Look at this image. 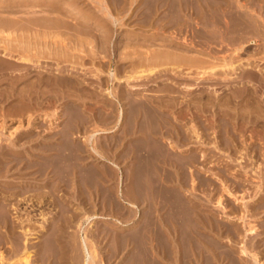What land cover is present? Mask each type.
Segmentation results:
<instances>
[{"label":"rangeland","instance_id":"rangeland-1","mask_svg":"<svg viewBox=\"0 0 264 264\" xmlns=\"http://www.w3.org/2000/svg\"><path fill=\"white\" fill-rule=\"evenodd\" d=\"M4 1H5V3H4L5 5L10 4V1H8V2H7V0H4ZM15 1L18 2V0H15ZM101 1H104V0H81V1L80 0H51V1L50 0H46V2H56V4H59V7L62 6L61 9L63 11H65V13H63L64 15H62V13H61V14H58V16H57L58 18L60 17L59 18V21H60V19H62V21L58 23L59 24V26H57L58 28L50 29V32H48L49 30H46V29L44 30V28L43 29L35 28L41 34L38 33L37 30L35 32L37 33L38 37L40 36V39H42L43 37L46 38V39L43 38L44 40L42 39V41L53 40L55 42L56 39L59 40L60 38H62L61 40H63V43H65V44H63L62 41H60V40L59 41H60V43H62L63 45L66 46L65 47V46L61 45V47L63 46L62 47V50L65 47L64 50H63L64 52L66 51L65 53H67V50H68V47H69L68 53L66 55H62L61 54V56L58 58L59 59L58 62H56L53 59H51L52 58L51 56L49 57L51 60L47 56L45 57L46 54L44 52V53H42V55L39 54L37 57H35V60H32L33 62L31 61L29 64L28 63L27 64L26 63H22L20 61H17L15 59H13V58H16L17 59V56L19 54L15 53L14 54L15 56L14 55H11V54H9L7 52H6L7 54H5V52H3L2 48L0 47V65L2 66V67L0 66V69L2 68V70H0V153L1 152L8 151L9 148L17 149V151H22L25 148L24 149L25 151L23 150L24 152H27V150H28V152L30 151L29 153L33 152V153H31L32 157H30L29 160L27 161L30 167H29V169L25 170L24 174L23 173L22 174H20V173L19 174H16L15 173V174L9 175V177L0 176V178L3 177V179H0L1 180L0 183H2L3 181L19 180V177L20 176L21 177H24L25 175H26L25 176L26 178H29V180H32V182L28 180V182H31V184H29L30 187H32V186L33 187H35V186L38 187L39 185H41L40 182H42V186H41L42 188L41 189L39 188L37 191H36V189L34 190V188L32 187L33 189L30 188L29 189L30 191L27 190L28 192L26 194H25V192L20 191L19 193L21 194V192H22L25 196L23 194L22 195L19 194V196H18L19 199L17 198V196H16V198L15 197H12V199H11V197H8V199H7V210H8L7 213L8 214H6V217H7L8 221L9 222L11 221V222H13V224L19 226V227L16 228V230L21 235H23L22 232L24 231V229L25 228L27 229V232L28 233L24 237L26 238L25 243L27 244V247H29L30 253L32 252L31 253V256L32 257L30 258L31 264H38L37 263L38 261H36L37 260L36 258H39L38 256H40V254L38 255L36 253L37 247H35L36 244L40 240L38 238V234L40 232L46 233L47 231L48 232L50 231L52 233V231L54 229V226H55V228L56 227H59V231L61 232L60 233L58 231L59 232V240L61 239L60 240V241H62L61 244L62 245H65V246L63 247L60 244V246H61L60 248H61V250L63 248V251H64L63 254L65 256H63V254L61 256H57L58 255V252L57 251H54L55 250V244H53L52 241H49L50 243L48 242V244H47L46 258L49 261L52 260L50 262L51 264L52 263L55 264V261H56L57 257H60V259H61L60 261L62 262L61 264H88V263L89 264L90 263L91 264H128V263L129 264H131V263L132 264H137V260H138L139 257L137 258L136 255H138V254H136V253L141 250V249L140 250L138 249L139 247H141L140 246L141 244L137 248L136 245H138V241H137V239L134 240L135 239L134 236H135V234H136L137 231L141 232V235H142V233H143L142 231H144L145 229L142 230L141 228H146V227H148L147 225L150 224V223H148V224H144L143 225V223H147V220L150 217L151 218L154 217L155 218L154 219V222H155V220L158 222V223L157 222L154 223L151 220V225H152V222H153L152 229H153L154 226L155 227L160 226V227H157V228L154 227V229L151 230V225H149L150 226L149 227L150 229L148 228V230H150V232H149L150 234L148 233V231H147V234L146 233L143 234L144 235L143 240H144V238L146 239L145 241H146V244L147 245L145 244V241H144V243H143V241L141 242L143 245L145 244L144 247L146 246V249L143 247L141 251H143L142 254L145 251H147V254H148V252L151 251L152 253L150 252L149 254L152 256L153 259H155V258H156V260L157 259H160L161 257L158 258L157 255L159 256V254L161 252H162L163 257L166 259V253L171 252V251L172 252L176 251V252H174V254L171 252L170 253L171 255H169L172 258V259L170 258L171 261H172L171 262L172 264H175V263L176 264H187V263H189V264H202V263L203 264H207L208 263L207 262L208 259L210 260L209 261L210 264L213 261L214 262L212 264H220V263L221 264H264V182H263L264 181V117H262V116H264V114H263L264 106L262 107V105H264V103H263L264 102V88H263L264 83L260 82V80L258 81L259 83L257 82L258 85L256 83H252V84H247L246 83L248 85L247 87H249V88H247L248 91L251 89L249 91L250 92L249 95H251L250 105L251 106L253 105L252 106L253 107L252 109H255V110L252 111V113L251 112L250 113H248V112L246 113V111H250V110H246V105L244 103L245 100L243 98H236V97H234V95L238 92V90H240L239 87H241L242 90H243L244 86L246 87V84L244 85L243 82H240L237 78L233 79V78H231V76H228L227 77L226 75L224 76V74H223V76H221V74L219 72L217 73V75H215V78H213L214 76L202 75V76H200V78H201L200 79L199 78V75L200 74H198L200 70H194L193 68L191 70L187 66H186V68L183 66L178 71H176V73L174 71H172V70L171 71L170 70L169 71L164 70V72L166 71L164 73V72L161 71V67L162 66L160 67V65H155V66H153V67H155V69L156 68H160L159 70L157 69V72H156L158 75L155 73L153 75H149V76L147 75V77H140V78H136L135 77V79L134 78L133 79L131 78L132 80L131 79H128L129 76H126V75H129L131 72H132L131 73V76L132 75H135V73L138 72L139 69L140 70H143V71L144 70L145 71H148V67L150 68V66H145V68L144 67L142 68V66H139V68L138 67L136 69L134 68L135 69L134 70L132 68V65L134 63H136L137 59L138 60L140 59V58H137L136 56L141 57L139 55H142V54L144 55L147 52L149 53L150 50H155V49H159V48L160 49H163V47L165 45L167 46V44L170 41L174 40L178 44H182L184 42L183 45H187L186 47H188L187 48V52L188 53L185 51V55L188 54L187 56H189L190 54L193 57L195 55H196L195 57H197L198 55H201V56L205 57L206 59L209 58L210 60H212V57H213L214 62L219 59L215 63V64H219V65L222 64V62H223L224 59L225 60H229L230 58H233L235 65L238 64V62L239 63H241V62H245L246 63V66L240 67V68H242L241 69V73L244 76H245L246 73L249 72L252 75H257L259 77V79H262L261 77H263V79H264V74H263L264 73V3H263L264 0H236V1L235 0H219L220 3L218 2V0H215V2L212 1V0L210 2H209V0H177L176 2H175V0H170V1L169 0H165L166 3H165L164 0H157L158 1L157 3H156V0H151V2H153V3L150 4V5H149V3H151V2H149L150 0H143V1L142 0H136L135 2H133V0H129L130 2L128 0H126L125 2H127V3H125L124 0L122 2L120 0H114V5H112L113 3L110 4L111 2H113V0H107V1L105 0L106 3H108L110 1L108 3L109 4L108 6L111 9L115 8L117 6V4L118 5L120 3L123 4L122 6H120L121 4L119 5L120 7H122L121 10H120V7L119 6H117L116 9H114V10H117V11H115V15L113 14L116 20H118V21H119V19H122L123 20V18H126V17H128L127 20H129L130 17L134 16V18L136 17L135 18L136 21H134L135 19L132 17V18H130V21L131 22L133 21L132 23L130 21H127V20L124 19L122 21V23H120L121 20L119 22L117 21L116 26H115V24L110 23V20L109 21L106 20V22H107V24L109 26L104 27V29L106 31L104 29H103V31L107 32L108 40H110L109 43L107 44V46L109 45V47H108L109 48V51L112 50L111 53H110V55L108 53L106 55H108V56H111L112 54L113 55L111 57H108V56L105 57L104 56L105 57L104 58V57H99V55L101 54L100 56H103V55H105L106 52L104 54H102L103 53L102 50H100L98 52L99 53L98 56H97L98 59L100 61L103 59L101 61V63L104 64V62H105L109 66H107L105 64L103 67H101V68H104V69H101L100 68L101 69V70H99L100 73H97L98 72L97 67L100 64V63L96 62L98 60L97 57H95L96 58V61L94 60V62H93L94 64H93L92 62H90L91 61V57H88L86 55L84 56V54H83V52L84 53L87 52L86 54H89V55L92 54V52L94 51L95 48L93 47L94 44L91 47H90V45L92 43H94V42H91L89 45H86L87 43H85L84 44V46L86 45L85 51H82V52L80 51V53H79L80 55L83 56V65H75V57H73V56H75V53H73V51L75 52V49H73V48H75V42H74L75 41V39H74L75 38V33H76L75 32V25L76 24H79V23H77L78 20L75 19V18L76 17H80L81 15H85V14L86 15H89V16H92V13L94 15H96V14L99 13L100 14L99 17L104 18L105 15L99 10L100 8H97V6L98 7L100 6V3L102 4ZM131 1H132V5H131ZM194 1H195L196 4L194 3ZM202 1H204V2H202ZM173 2H174V4H172ZM182 2L184 3V5H183L184 8H186L185 12H184V8L182 6V4H183ZM188 2H189V4H188ZM198 2H200L201 4L198 3ZM211 2H213V3L211 4ZM90 3L93 4V5H91ZM146 3H147V5H146ZM202 3H203V6L205 4H207V5H205L203 7L202 6ZM214 3H216V4L218 3L219 6L216 5V4H214ZM170 4H172V5H170ZM208 4H210V5L208 6ZM124 5H125V7H124ZM166 5H168V6H166ZM200 5H201V8H199ZM150 6H151V9H153V10H150ZM170 6H173V9L174 8H178L177 9L178 11L175 9V12H177V14H178L179 11L182 10V13L183 14L182 13H180V14H182V16L184 17L183 20L186 19L189 22L187 23L186 20L185 21H182L180 18H177L178 17L177 14H175V12L173 10H171L172 8ZM185 6H189V7H185ZM220 6H223L224 8L222 7L223 8L222 9V8H220ZM230 6H231V8H230ZM29 7L30 6H28V9L30 10ZM135 7H136V9H135ZM155 7H158L159 9L161 8L160 9L161 11H158L159 9L157 8L158 9L157 10ZM165 7H167V8H165ZM168 7H170V9ZM195 7H196V9H194ZM212 7H214V8H212ZM226 7H227V9H225ZM24 8H21V9H24ZM43 8L45 9V7H43ZM208 8H211V9H208ZM25 9H27V8H25ZM35 9L36 10H40L41 8H33V10H35ZM78 9H81V10H78ZM134 9H135L136 12H133ZM118 10H120V11H123L124 10V11L123 12H120ZM162 10H164V11L166 10V11L165 12L164 11L162 12ZM195 10H199V11L194 12ZM202 10L203 11H206V12H203ZM67 11H68L69 15H68ZM131 11L133 13H135V14H131L132 13ZM149 11H152V12H149ZM153 11H155V12H153ZM157 11H158V14H157ZM189 11H191V12L189 13ZM209 11H211V14H212V12H214V14H215V11H216V15L215 16L210 15ZM116 12H118V13H116ZM171 12H173V13H171ZM207 12H208V14H206ZM230 12H231V14H230ZM4 13H0V16L2 15V17H5V16L7 17V13L5 15H4ZM37 13L38 14H36V15H38V16L39 15L41 16L42 14L45 15V13H40V12H37ZM122 13L124 14V17L123 18L121 16ZM145 13H147V14H145ZM153 13H155V14H153ZM165 13L167 15H168V13H170V14H169V16H165ZM198 13H199V16L197 15ZM219 13H221L220 14L221 16L219 15ZM11 14L12 15H10V14L8 15L9 18H11L13 16L12 18L18 19L19 16L20 17L23 16V18H26L25 15L27 16V14H25L23 12L17 13L19 15L15 14L17 17L13 13H11ZM195 14L197 16H195ZM200 14H202V15H200ZM204 14H206V16ZM73 15H74L75 18L73 17ZM119 15H120L121 18L119 17ZM137 15H139L138 16L139 18H137ZM158 15H159V18H156V16L158 17ZM184 15H188V17H189V15L190 16L192 15L194 17V19L196 17L198 18L200 16L201 17L203 16V17H205L207 19H208V17H210V19H208V21H211V23L208 22V21H206L205 18H204L203 21H199L200 19L202 20L203 18H198L199 20L198 19H195L196 21L198 20V23L197 22L194 23L195 20L193 19L192 16L189 17V18H187V16L185 17ZM28 16H30V14H28ZM51 16L53 17L54 15H51ZM96 16H98V15H96ZM162 16H164L165 19L162 18L163 19L162 20L161 19ZM170 16H171V18H170ZM217 16H218V18L221 17L222 19L219 18V20H218V18H216ZM242 16L245 17V18H247V19H244ZM143 17H144V19L146 18L145 19L146 22H147L148 19H152V20H150L151 22L148 20L149 22L144 23ZM250 17H252L253 20ZM140 18H141V21L138 20ZM176 18H177V20H180V21H177L176 22V20L175 21L173 20V19H176ZM64 19H65V21H64ZM159 19H161L160 20L161 21V24H160ZM191 19L194 20V21H192ZM79 20H80L79 22L82 21L81 19H79ZM142 20H143V22H142ZM75 21H76V23H75ZM83 21L81 23L82 26H85L89 30H92V31L94 30L93 31L94 33H97L98 32L95 29H93V28H96L97 29V27H96V23H94L92 20L91 21L90 20L89 21L83 20ZM138 21L141 22L142 24H139ZM153 21H154L155 24L152 23ZM163 21L165 23L167 21H169L170 23L167 22L168 24L167 23L165 24V23H162ZM181 21L183 22V24H182ZM137 22H138V24H137ZM174 22L176 24L177 23L178 24L176 25V24H174ZM190 22H192L191 24H193V23L194 24L191 25V24H189ZM207 22H208V24H207ZM217 22L218 23L221 22V27L223 25L224 28H225V30H224V28H219L220 29V31H219V29L217 28L218 29L217 34L219 32V35H217L215 33L213 35V32H216L215 30H217L215 27H219L220 26V23L219 24H216ZM232 22H233V24H232ZM125 23H126V26H125ZM205 23L207 25H205ZM258 23H260V25ZM66 24H68V25L66 26ZM85 24L88 25V26H86ZM146 24L147 25L149 24V25L147 26ZM210 24H212L213 25L212 27L215 28V29H213ZM214 24H216L215 27H214ZM69 25H71V26H69ZM89 25L91 26V28H90ZM150 25H151V27H149ZM179 25L181 27L178 28V30L179 29H181V30L178 31L176 28ZM184 25H185L186 28L184 27ZM208 25H210V26H208ZM252 25H254V26L256 25V26L254 27ZM204 26H206V27H204ZM207 26H208V29L210 31L213 30L212 33L208 30V32L212 34V35L210 34L211 36L206 35V34H209L207 32ZM258 26H259V28H257ZM120 27H123V28L120 29ZM143 27H145V28H143ZM152 27H153V29H152ZM154 27H156V28L159 27V28L158 29L155 28L156 29L155 30ZM161 27H164L163 29H165V30H163ZM182 27H183V29H182ZM202 28H203V30H206V31H202ZM204 28H206V29H204ZM227 28H229L228 29L229 30V33L227 31ZM116 29H117V31H116ZM149 29L151 31H149ZM184 29L185 30L187 29L186 32H185ZM10 30L11 29H9L8 31L7 30L6 31H2V34L3 35L0 33L1 34L0 35V38H2L0 40L3 41V40H5L4 38H6L7 41L5 40V42L8 43V44H6L3 41V43H4L3 44L0 41V45L2 44L1 45L2 47L3 46H6V45H9V42L11 40H13V38H15V36L16 37L19 36L20 34H17L18 32L21 33V35H23L22 33H24V34L26 33V34H28V36H30L29 31H32V30H29V29L24 31V30H22L20 28L19 29L15 28L13 30L16 31V32L13 31V33H12L11 32L12 30L11 31ZM170 30H171V32H170ZM259 30H261V31H259ZM101 31L102 30H100L98 33H100ZM166 31H168L167 36L165 34ZM198 31H199V33H198ZM224 31H226V32H224ZM3 32L4 33H8V34L5 35ZM131 32H132V35H129V34H131ZM135 32H136L137 35L135 34ZM156 32H157V34H156ZM204 32H207V33L204 34ZM248 32H249V34H248ZM30 33L33 34V31L30 32ZM114 33H116V34H114ZM127 33H128V35H127ZM152 33H153V37L151 35ZM100 34L105 35L104 33H100ZM124 34H126V35H124ZM133 34H135V35H133ZM143 34H145V35H143ZM163 34H165V35H163ZM181 34H183L182 37H180ZM221 34H223V35L221 36ZM47 35H51V36L53 35L55 37L56 36H58V37L53 38V36L52 37H50V36L48 37ZM9 36L11 37V39H10ZM60 36H65V37H60ZM84 36L88 38V35H84ZM109 36L112 37L115 41L112 40V38H110ZM122 36H123V38H121ZM124 36L128 40L130 38V40L129 41L126 40L124 38ZM161 36H163V37H161ZM136 37L140 38L141 40L143 38L142 42L144 41L145 43L144 42L142 43L141 41H139L140 39H137ZM154 37H156V39L154 41H151V42L147 41V40H152V38H154ZM168 37H170V39ZM211 37H213V38H211ZM183 38L185 40H182ZM118 39H120L122 41V43L119 44V41L120 40H118ZM161 39H162L163 42L161 41ZM165 39L167 40V42L168 41L169 42L167 43L166 41H164ZM186 39H188V40H186ZM88 40L91 41V39H88ZM117 40H118V42H117ZM157 40H158V42H156ZM189 40H190V43L188 42ZM53 41H51V42H53ZM177 41H179V42H177ZM185 41H187V43L189 45ZM146 42H148L149 44L148 43L146 44ZM153 42H154V44L153 45H150ZM114 43H116V46H119L120 45L119 48L118 47L116 48L117 49L116 51L113 49L114 48L113 47V44ZM134 43H135V45H134ZM122 44L124 45L125 48L124 47H121ZM144 44H146V45H144ZM155 44H157V45H155ZM110 45H111V47H110ZM129 46H130V48H129ZM136 46L138 47V50H137V47ZM148 46H150V47H148ZM189 46H190V49H189ZM71 47H73V48H71ZM87 47L90 48V49L88 48V51L86 50ZM142 47H144V48L142 49ZM213 47H215V48H213ZM70 48H71V50H70ZM91 48L93 50H91ZM72 49H73V51H72ZM120 49H121V51H120ZM139 49L144 50V53H142V51H139ZM83 50H84V48H83ZM130 50H131V52H130ZM132 51H133V53H132ZM136 51H139V52H136ZM32 52H36V51H32ZM70 52H72V53H70ZM118 52H119V56H117V58H116V55H118ZM121 52H123L122 54H124L123 55V59H122V55H120ZM69 53L71 54V56H69L70 55ZM235 53H236V55H235ZM23 54L26 55L28 53L23 52ZM125 54H126V56H125ZM214 54H217V55H214ZM212 55H214L216 58L214 56H212ZM208 56H210V57H208ZM66 57H68V59ZM107 57L109 59H107ZM133 57L135 59L136 58L137 59L134 60ZM250 57H251V59H250ZM87 58H88V60H87ZM124 58H125V60H124ZM127 58L128 59L131 58V61H129ZM115 59L118 60V61L116 62ZM132 59H133V62H132ZM108 60H109L110 63L108 62ZM233 60L231 59L232 62H233ZM64 61H66V62H64ZM220 61H221V63H220ZM4 62H6V63H4ZM10 62H12V63H10ZM36 62H38V63H36ZM252 62H254V63H252ZM9 63H10V65H9ZM3 64H5V65H3ZM41 64H43V65H41ZM119 64H120V66H119ZM127 65H129V66L131 65L130 66L131 68L129 66H128V68L130 70H132V69L133 70L132 71H129V69L126 68ZM122 66H124V68ZM114 68H115V70H114ZM116 68H118L121 71L119 72L118 69L116 70ZM121 68L123 69V71H122ZM259 68L261 70L263 69L261 71V73H260V69ZM75 69H77V70H75ZM126 69H128V71H126ZM109 70H111L112 72L114 71L113 73H115L116 71H118V72H116V75L118 73V75H117V78L118 79L116 78L117 80L116 79L113 80L111 77L108 76V71ZM101 71H103V72L101 73ZM124 71L126 73L127 72H130V73H127L126 74ZM158 71H160V72H158ZM180 72H181V74L179 76V74H177V73H180ZM171 74H172L173 77L172 76L170 77ZM234 74H233V76H235ZM259 74L260 75L262 74V75L259 76ZM184 75L185 76L189 75L188 77H192L193 79L192 78H189L188 79V77L187 78L184 77L183 79H181L182 76H184ZM153 77H155V78L153 79ZM207 77H208V80H206ZM209 77H210V79H209ZM79 78H80V80H78ZM106 78H108L109 80L106 79ZM197 78H199L200 80L197 79ZM203 78H204V80H203ZM211 78H213V79H211ZM76 79L78 80L77 82L80 83L78 86H80V85H81L80 87L83 86L84 87V91H83V88L80 89L79 87L78 88L80 89V91L79 90L77 91V88H75L76 87L75 86ZM176 79H179L180 82H178L179 80L176 81ZM230 79H232V80H230ZM40 80H41V82H40ZM72 81H74V82H72ZM113 81H114V83H113ZM173 81H174V83L171 84ZM181 81H183V82L185 81V84L183 82H181ZM213 81H214V83H213ZM229 81H231V82H229ZM234 81H236V82H234ZM238 81L240 83H242V85ZM57 82L60 85L57 84ZM103 83H105V84H103ZM167 83H170L172 85V88L173 89L179 85L178 87L181 90L180 91L181 92V95H180V92H179V90L177 88H176L177 91L175 89H174L173 92L170 91L172 89H168V86L171 87V85H169ZM55 84H57V85H55ZM72 84L75 87H73ZM117 84H118V86H117ZM253 84H255L256 86L253 85ZM68 85H70V86H68ZM119 85H123L122 86L123 88H120L121 86L119 87ZM250 85H251V87H250ZM88 86H89L90 90H89ZM161 86H164L165 88H167V90L164 87H161ZM209 86L211 88H209ZM252 86H254V87L252 88ZM70 87H71V89H70ZM101 87H102V89H101ZM160 87H161L162 91H161ZM187 87H189V88H187ZM255 87H256V89H255ZM43 88H45V89H43ZM63 88L65 90H63ZM67 88H68L69 91L67 90ZM106 88L109 89L111 92L113 91V94L114 95H117V93L120 91V89H122L123 91L124 90L126 91L128 89L126 92L128 93L127 95H129V98H133L135 95H137V96L134 97L133 101L134 100L135 101H138L139 99H142V101H143V99L145 98V99L148 100V103L149 102L150 103H152V102L154 103V101H156V102L157 101H159V102L161 101L162 104H164V103L167 104V102L170 101V99H172L174 97L173 100H176L177 101V102L175 101L176 103H180V104L176 105L175 107H173V109H171L172 108L171 107L170 108L171 111L169 110L168 106H167V108L165 106L163 108H160L161 111H163L165 114H167V115H164V116H166L165 118H167V116H168L167 119H170V122L172 121V117H173V121L172 122L175 123V125H173L174 128L172 126H170V125H167V126L166 125L165 126L163 125V129L161 128L160 132H162L163 134H165V136L167 135L166 136L168 138L167 140L165 139L166 137L165 138L163 137L164 135H160L161 133L158 134V135H156L155 138L158 141L161 138L158 143L162 147H163V143H164V145L166 144L164 146L165 148H163L165 150H166V146L169 143L170 146L169 147L167 146V147H168V149H170L171 152L168 151V149H167V151L164 150V152H167V154H170V153L172 154V152H175V155H172V157H174V160L170 159L171 158V154H170V158H168V157L165 158V159H167L166 160L167 164H168V162H170L171 165H172V167H171L170 163H169V165H166V164L165 165L164 164H162V165L161 164H158V166H160V167L163 166L164 167V168L162 167V169L165 171V173L162 176L159 174L160 176L158 175V179L156 178V181H158L161 186H163V187L165 186L164 188H168L169 191H171L173 189L175 191H177V193H176V195L174 197H179L180 199L182 198L180 201L183 200L182 202L185 201L184 203H186V201H187V203L190 204V206L192 204L191 207H192L193 210L192 209H189V210L187 209V213L186 212H183L185 209L181 208V205L179 203H177V201L174 200V199H172V201L174 200L176 203L173 201V202H170L171 204L168 205V206L166 204L164 205V203L166 201L165 202H162V199H161V197L159 195L158 196L156 195L154 197L156 199V201L157 200H158V202L161 201L160 204L159 203L156 204L157 202L155 201V199L153 198V200H151L149 198V196H148L147 193H144L146 196L144 194H143V196H145L146 200L149 201V202H147L144 197H142V196L140 197L139 196L138 198H136L139 201L135 199V201H137V203L139 202L138 203V208L137 207L135 208V206H133V208H132V206L129 204V202L131 200H129L130 197H127L128 196V193H127L128 190H127V188L125 189V187H127V185H126L127 184V181H125V180H126V177H127L126 175L130 174V172L131 173L133 172L132 169H134V165H135L134 162H135V160L133 158L134 157V153L132 151L131 152H128V151H130L129 149L131 148V145L130 144L133 143L132 141H135L136 140L135 137H137V139H138V138H140L142 136H139L140 135L138 133V132H140V130H139V131H136V133H138L139 135L137 134L136 136H132L131 135L132 137L131 136L130 137L129 136L126 137L127 135L124 136V134H125V131H124L125 129L124 128L126 127L125 122H121V124H119V125H117V124L114 123L115 122V119L117 117V114H116L117 113L116 112L117 110L116 109L120 108V106L117 105L118 102L116 101V99L114 97H110V96L107 95V92L104 91ZM208 88H209V90H208ZM12 89H13V91H12ZM87 90H89V91H87ZM116 91H118V92H116ZM213 91H215V92H213ZM22 92H24V93H22ZM93 92H95V93H93ZM168 92H170V93H168ZM174 92H175L176 95L173 94ZM177 92H179V94ZM20 93H21V95H19ZM218 93L220 95H218ZM223 93H224V96L222 95ZM32 94H33V96H32ZM122 94H123V92H122ZM167 94H169V95L171 94V97L172 98L171 97H168ZM215 94H217V95L215 96ZM25 95H26V97L28 96L26 99H25ZM105 95H106V97L105 98H102ZM192 95L193 96L195 95L196 97L195 96L193 97ZM198 95H200V96H198ZM43 96H44V98H43ZM98 96H100L101 98L98 97ZM207 96L209 97V99L212 98L211 100L212 101H216V102H217V99L220 98V97H223V99L230 98L229 99V103L227 105H225L228 108H225V106H224V110H226V112L223 110V106H221V108L219 107L218 109H216V108L212 107L210 104L208 105L207 104L208 101L207 100L204 101V99H207L208 98ZM35 97L37 98V101H36V98ZM136 97H137V100H136ZM153 97H154V99H153ZM157 97L159 99L161 98L162 100L161 99L159 100ZM164 97H165V100H164ZM175 97H178V98L176 99ZM197 97L202 99L203 104L205 102V104H204V108L205 109H202L201 110L202 113L199 112V110L195 106L187 107L188 106L187 104H189V102H191L190 103L191 105L196 104V103H192V102H198V99H196ZM23 98L27 102L24 101ZM45 98H47V99H45ZM184 98L185 99H189V100H187V102H186ZM190 98H191V101H190ZM192 98H193L194 101H192ZM254 98L256 99L255 101H254ZM106 99L108 101L110 99L109 104H112V105H109ZM145 99H144V102H146ZM52 100H54V101H52ZM81 100H83V101H81ZM100 100H101V102H100ZM69 101H70V103H69ZM71 101H72V103H71ZM181 101H183L184 104ZM89 102H91V103H89ZM106 102H107V106L108 107L106 106ZM240 102H241V104H240ZM242 102H243V104H242ZM39 103H40V105H39ZM251 103H253V104H251ZM258 103H260V104H258ZM20 104H22L23 106L20 105ZM113 104H116V106H113ZM166 104H164V105H166ZM181 104L182 105H187V106H185L187 109L185 107L184 108H181V107H183ZM75 105L77 107L79 105V107L76 110H75ZM96 105H97V107H96ZM128 105L129 104H127V106ZM228 105H230V106H228ZM17 106H19V107L17 108ZM127 106H126V108L129 109ZM209 106H210V108H209ZM243 107L245 109H242ZM65 108H66V110H64ZM90 108L92 109V111H91ZM111 108H112L113 111H115V113L112 112V110H110ZM114 108H116V109H114ZM165 108L168 109V110H166ZM20 109H22V110H20ZM99 109H101V110L98 111ZM196 109H197V111H196ZM215 109L217 110V112L215 111V113H214V110ZM219 109L222 112L219 111ZM164 110H166L168 112H166ZM173 110L174 111L176 110V113L175 112H172ZM182 110H183V112L185 110L184 114H180V112L182 113ZM190 110H192V112ZM211 110H212V112H211ZM257 110L259 112H260V110H262L261 111L262 114L259 113ZM94 111H96V112L94 113ZM97 111L99 113L98 115H97ZM110 111H111V113H110ZM241 111H243L244 113H246L247 115H249V117H251V118L249 119L248 116L247 117L246 116H242V115H245V114H242L243 112H241ZM255 111L258 112V113H255ZM90 112H92V115H89L88 116V114H91ZM100 112H102V114ZM104 112H109L108 114H110L111 116H112V114H115V115H113L112 117H110V115H109V118H108V116H107L108 114L107 113L105 114ZM169 113H170V116H169ZM191 113L193 115L196 114V115H194V117L195 118L198 117V119L197 118L195 119L192 116ZM203 113H204V115H203ZM99 115H102V116H100V118L102 117V119L97 118V117H99ZM187 115H189V116H187ZM239 115H241V116H239ZM91 116H94V117H91ZM185 116H187V117H185ZM253 116H254V118H253ZM257 116H259V117H257ZM236 117H239V118H236ZM242 117H243V119H242ZM245 117L248 120H246ZM91 118H94V119H91ZM95 118L98 119V120H101L103 122L98 121ZM112 118H114V120ZM174 118H176V119H174ZM220 118H221V120H220ZM244 118H245V121H244ZM28 119H29V121L26 124V121ZM103 119L106 120L105 123H104V120ZM177 119H179V120H177ZM187 119L188 120L191 119V120H189L190 122L187 121ZM194 119L196 121H194ZM206 119H208V120H206ZM184 120H185V123L183 122ZM215 120L218 123H216ZM181 121H182V123H181ZM233 121H235V122H233ZM76 122H78L80 124H78ZM107 122H109V123L111 122V123H114V124H111V123L109 124ZM199 122H200V125L198 124ZM242 122H244V123L242 124ZM100 123H101L102 126L100 125ZM173 123H171V124H173ZM193 123H194V125H193ZM176 124H177V126L179 125V128L178 129H180V126H182L181 129H184V127L186 126L185 127L186 132H184L185 129L184 130H178V129H176L177 128ZM184 124H187V125H184ZM219 124L221 126H219ZM111 125H113V127ZM122 125H124L125 127H122ZM197 125H198V127H197ZM222 125H223V127H222ZM83 126L86 127V129H84ZM119 126H121V127H119ZM211 126H212V128H211ZM242 126H244V127H242ZM105 127H107V128H105ZM117 127H119V128H117ZM167 127H169L168 128L169 129L168 131L166 129ZM109 128H110V130H109ZM121 128L124 129V130H122L124 137L122 136V131H118V129L120 130ZM170 128L173 129L174 131L171 130ZM194 128H196V131H194ZM200 128H202V129H200ZM215 128H217V129L219 128V129L217 130ZM79 129H81V131H79ZM197 129H198L199 133H197L198 132ZM242 129H243V131H242ZM259 129H261V130H259ZM163 130H166L168 132V134H166L167 132L166 131H163ZM214 130H216V131H214ZM82 132L83 133L85 132L84 133L85 136H84V134ZM88 132H89V134H88ZM94 132H96V133L93 135L92 141L91 142L90 141H86L87 138L90 136V134L92 135ZM173 133H174L175 136L173 135ZM248 133H249V136H248ZM251 133H253V134H251ZM119 134H121V135H119ZM192 134H194V135H192ZM197 134L200 135V137ZM118 135L121 137L120 139H119V137L118 138L116 137ZM176 135L177 136L181 135V136H179V140L183 144H181L179 142V140L176 139V137H177ZM188 137H189V139H188ZM33 138H35V139H33ZM115 138H117L116 141H115L117 144L114 143V139ZM122 138L124 139V141H123ZM169 138L172 139V142H171V140ZM58 139H60V140H58ZM185 139H187V140H185ZM130 140H132V141L129 144L128 142ZM85 141L88 142V143H86ZM162 141H165V142H162ZM177 142L179 143V145H178ZM185 142L187 144H185ZM120 143L121 144L124 143L125 145L128 144V146L126 145V148L128 147V149L125 150V145L124 144H122L123 146H119ZM16 144H18V145H16ZM112 144L114 145V147H113ZM115 144H116V146H115ZM93 145L94 146L96 145V148L95 149L98 148L96 151L97 152L100 151L99 153L101 155L100 154L98 155L97 153H95V152H93L91 150V147L94 148ZM129 145H130V147H129ZM172 145H174L173 147L175 149H173ZM98 146H100L102 149L100 148V150H99V147ZM175 146L178 149L179 148L180 149L178 150ZM109 147H111V148H109ZM78 148H80V149H78ZM171 148L173 149V151L171 150ZM103 149H105V150H103ZM120 149L121 150L123 149V150L121 151ZM57 150L59 152H61V155H63V156H61V158H60L61 160L59 159L60 161L58 160V162L57 161L56 162L55 161H52L51 162L50 161L51 158H49V157L53 156V154ZM106 150L108 151L107 154H106ZM131 150H132V148H131ZM189 150H191L192 152L189 151ZM112 151H114V152H112ZM119 151L121 152L120 153L121 155H123L122 154L123 151H125V153L128 152V156H127V154H125L123 152L125 154V156H127V157L122 156V162H121V156L119 155ZM180 151H182V152H180ZM183 151H185V153H187V154H185ZM41 152H43V153H41ZM168 152H170V153H168ZM188 152H190V153H188ZM34 153L36 154V156L33 155ZM38 153H39V155L37 156ZM44 153H46V154H44ZM50 153H52L51 156H49ZM72 153H73V155H72ZM113 153H114V155H113ZM176 153H177V155H176ZM40 154L41 155H44V156L45 155L46 156L48 155V159H46V160L44 159V158H47L46 156L45 157L42 156L41 158H38L39 156H41ZM105 154L106 155L109 154V155L108 156H105ZM110 154H111V156H110ZM146 154H148V153H144V156ZM190 154L192 156L193 155L195 156V158H194L195 160H192V158L194 156L192 157ZM112 155L114 156V158H113ZM184 155H187L188 157L190 155V157H192V158L189 157V160H188V157H186ZM118 156H120V157H118ZM164 156H165V153H164ZM176 156L179 157L180 159L182 157H184V159H181L180 160L179 158H175ZM126 158H127V160H126ZM119 159H120V161H119ZM178 159L180 161H184L189 166L188 165H184V162H180ZM186 159L188 160L187 162H189V163H187L185 161ZM190 159L192 161L191 163H190ZM130 160H131V162H130ZM123 161H124V164H123L124 166L122 165ZM175 161H177V162H175ZM118 162H119L120 165L118 164ZM172 162H173V164H172ZM174 162L176 163L175 165H174ZM112 163H114V164H112ZM177 165H178V167H177ZM182 165H184L186 167L184 168ZM17 166H21V164H18ZM118 166H119V168H118ZM168 167H171V168L174 167L172 169L173 171L171 170L169 172L168 170L170 168H168ZM175 167H177V168H175ZM66 168H68V170ZM117 168H118V171H117ZM126 168H128V169H126ZM91 169L92 170L94 169L93 170V173H92V170ZM95 169H96V171H95ZM121 169H122V171H121ZM174 169H175V171H174ZM179 169L180 170L181 169L183 170V171H181L182 176L180 175V172H179L180 170ZM126 170H127V172H126ZM26 171H28V172H26ZM37 171H38V173H37ZM90 171H91V173H90ZM99 171L102 172V173H100ZM106 171H107L108 174L106 173ZM128 171H129V173H128ZM166 171H167V173H166ZM59 172H61V174ZM104 172L107 175L106 174H103ZM122 172H123V174L125 176L124 177L125 180L122 179L123 178V174H121ZM125 172H126V174H125ZM191 172H193L194 175L191 174ZM25 173H27V174H25ZM40 173H42V174H40ZM96 173L98 175H96ZM110 173H111V175H110ZM160 173L162 174L163 172L161 171ZM169 173L171 175H169ZM165 174H166V176L167 175L168 176L166 177ZM175 174L177 175V177L179 178V180H178V178L176 177ZM183 174L186 176V178H185V176ZM189 174H191V175H189ZM18 175H20V176H18ZM60 175H61V177H60ZM91 175H93L92 176L93 178L91 177ZM94 175H95V178L96 177L97 178L99 177L100 180L98 181L97 178L94 179ZM178 175H180L181 177L178 176ZM16 176H18V178H16ZM102 176L104 178H106V180ZM119 176H122V177H119ZM10 177H11V180H8V179H10ZM48 177L50 178V180H49ZM163 177H164V179H167L168 180L169 184H168V182L166 183V181H164L162 179ZM73 178L75 180H73ZM159 178H160V180H159ZM176 178H177V180H175ZM181 179L183 181H181ZM39 180H40V182H39ZM48 180L51 181L52 183L54 181V183L53 184L50 183V182L47 183ZM56 180L57 181H60L59 183L57 182V184H60L61 183L60 185H58V188L56 186L57 184L55 185V183H56L55 181ZM69 180L70 181L73 180L75 182V186L73 185L74 183L72 184L73 186H71V184L69 185ZM89 180L90 181L92 180V182H89ZM94 180H95V182H93ZM101 180H103V181H101ZM120 180H121V182H120ZM161 180H162V182H161ZM175 181H180L179 183L181 185L179 183H175ZM192 181H194V182H192ZM15 182H16L15 185L18 186L19 185L18 183H20L21 180L15 181ZM34 183H36V184H34ZM144 183H145V185H148L149 184L147 181H145ZM44 184L45 185L47 184L46 185L47 188L51 184L50 185V188L47 189L45 186H43ZM205 184L208 185V186H206ZM173 185H175V186H173ZM182 185H183L184 188L182 187ZM171 186L173 187V189L171 188ZM43 187H45V188H43ZM175 187H176V189H175ZM177 187H178V189H177ZM53 188H54V190H53ZM180 188H181V190H180ZM49 189L51 190V192H50ZM0 190H2L1 187H0ZM88 190L90 192H88ZM54 191H56V192H54ZM72 191H74L75 193L72 192ZM122 191H125L126 193H124V192L122 193ZM47 192L50 195H48ZM66 192L68 193L67 195H66ZM69 193H70V195H69ZM0 194H2V196L0 195V199L6 197V193H3L1 191ZM87 194H89V195H87ZM122 194H124V197L125 198L127 197L128 200H127V198L125 199ZM125 194L127 196H125ZM35 195H37L36 196L37 198L35 197ZM56 195H57V197L58 196L61 197V198H58V200H60V202L62 203V205H66V207L62 206L61 203L58 200H56L57 202L54 200L56 198ZM72 195H73L74 198L72 197ZM22 196H24V198ZM86 196H88V197L85 200L84 197L86 198ZM189 196H190V198H189ZM186 197H188V198H186ZM13 198L15 200H13ZM70 198H71V200H70ZM88 198H90V200ZM141 198H143V199H141ZM148 198H149V200H148ZM191 198H192V200H191ZM72 200H74V201H72ZM219 200H220V202H219ZM85 201H87V202H85ZM152 201H154V203H152ZM53 202H55V203H53ZM141 202H142V204H144V202L146 204V205L144 204L143 208H142V204L140 205ZM195 202H196V204H198L197 206H196ZM59 203L62 206V208H64L63 211L62 210H59V208H57V207H59V206H57V205H59ZM84 203L85 204H88V205H84ZM149 203L150 204H154V206L151 207V208H149L150 207V204ZM172 203L177 204V206L176 205L175 206H172L173 205ZM67 205H69V206H67ZM201 205H202V207H201ZM35 206H37V208ZM147 206L152 211L149 212V210L146 209ZM158 206H159V208H158ZM163 206L164 207L166 206V208H164ZM170 206H171L172 210H174L173 212H172V210L170 211ZM53 207H54V209H53ZM88 207H89V209H88ZM252 207L254 209L256 207L257 210H254ZM62 208H60V209H62ZM152 208H154V209H152ZM160 208L162 210L164 209L165 211H167L169 213V214L166 213L167 214V215L165 214L166 216L170 215L171 214L170 212L174 213L175 215L173 214L174 215L173 216L171 214L170 216L172 218L171 217L170 218H166V216L163 217L162 214H164L165 211L160 210ZM201 208L204 209L205 212ZM71 209H74V210H72V212L73 211L75 212V213H73V215L71 214ZM196 209H198V210L196 211ZM88 210H90V211H88ZM153 210H155V211H153ZM159 210L161 212H163V213L161 214ZM191 211H192V213H191ZM130 212H131V214L132 213L134 214V215L132 214L133 215L132 218H131ZM135 212H137V213H135ZM147 212H148V214H147ZM151 212H154V213H151ZM180 212H182V213H180ZM189 212H190V218L193 216L191 218V220L193 221V223H190L192 221H190V222L188 221V220H190V218H189ZM197 212H198V215H199V212H201L200 213L201 216L200 215L198 216L197 215ZM203 212H204V214H203ZM86 213H89V214H86ZM176 213L178 214L177 216H176ZM70 214H71V217L73 216L74 218L73 217L72 218L71 217H68V216H70ZM157 214H159V215H157ZM66 215H67V217H66ZM155 215H157V216H155ZM182 215H184V216H182ZM142 216H143V218H142ZM178 216L179 217L182 216V217L179 218ZM20 217L22 218L23 221L20 219ZM196 217H197V219H196ZM61 218H62V220H61ZM67 218H68V220H67ZM146 218H147V220H146ZM176 218L177 219L179 218V220H177ZM185 218H187V219L189 218V219L187 220ZM129 219H131V221ZM169 219H170V221H169ZM180 219H182V220H180ZM66 220L69 221V222H67ZM163 220L165 222H163ZM175 220H176V222H175ZM185 220H186V222H185ZM167 221H169V223H167ZM183 221L186 224L188 223L187 224L188 227H185L186 224L184 225V223H182ZM195 221H196V223H195ZM66 222H67V224L65 226V223ZM162 222L165 223V224H167V225H164ZM209 222L212 223V224L210 225ZM213 223H215V224H213ZM56 224L59 225V226H57ZM171 224H173V225L175 224V225L172 226ZM176 224L178 225L177 228H178V231L179 232H177V228L175 227ZM62 225H64V226H62ZM138 225L140 226V228L138 227ZM161 225H162V228H161ZM164 226H166V227H164ZM197 226H199V227H197ZM203 226H205V228ZM136 227H138L137 228L138 230H136ZM167 227H168V229H167ZM181 227H182V229H181ZM206 227H208V228H206ZM213 227H216V229H214ZM250 227H251V229H250ZM159 228L162 231L161 230L159 231L158 230ZM169 228L171 229L170 231H169ZM219 228H222V229L219 230ZM229 228H230V230H229ZM234 228H236V229H234ZM29 229H31V230L29 231ZM47 229H49V230H47ZM156 229L159 232L156 231ZM179 229H181V233L184 232L183 233V238H182V235H179V233H180V230ZM188 229H190V232H189ZM192 229H193V231H192ZM206 229H207V231H206ZM211 229L213 231H215V232L213 233V231ZM225 229H227V230H225ZM3 230L4 229H2V231ZM135 230H136V232L133 233V231H135ZM182 230H183V232H182ZM186 230H188V232ZM191 231L193 233H191ZM194 231H197V233L195 234ZM172 232L175 235H173ZM218 232H219V235L217 236ZM152 233H155V234H152ZM157 233H161L162 237H164V238H167L168 237V239H167L168 241L166 240V242H170L172 244L171 245L169 243V244H167L169 246L166 245V248H165L166 250H164V251H168V252H165L164 253V251H163V249L161 247L159 249H157L158 248L157 246H160V244H158V243H160L159 240H158V235L159 234H157ZM163 233H164V235H163ZM130 234L133 237V239H131L132 237L127 236V235H130ZM169 234L170 235L172 234V235L170 236ZM185 234H187L189 236V238H187V240H186V237H188V236L185 235ZM191 234H193L195 236H192ZM199 234H201V235H199ZM203 234H205V235L207 234V236H205ZM156 235H157L156 238L153 237V236H156ZM178 235H179V237H178ZM60 236H61V238H60ZM122 236H126V237L123 238ZM199 236L201 238L203 237L202 238L203 240H200L201 238H199ZM121 237L124 240H122ZM128 237H130L131 242H133V243L130 242V239L128 240ZM173 237H175V238H173ZM211 237H212V239L214 237V241L216 240L215 241L216 243H214L213 241H210V240L208 241L207 240V239H210ZM215 237L217 239H215ZM82 238H84V240L87 241V243L85 242L86 245H87V250H88L89 247L91 249V250L90 249L88 250L89 255H90V258L92 259V260H90L91 262L90 261H87L86 262L85 259H84V254H83L82 246H80L81 245V243H80L81 241L80 240ZM150 238H151V240H150ZM176 238L178 240L181 239L182 240L181 241L182 243L176 241L177 240ZM192 238H193V240L195 239L197 241L191 240ZM196 238H198V239H196ZM147 239L150 240L151 245L154 244V246H151L150 245V242L147 243V241H148ZM152 239H153V241H152ZM189 239H190V241H189ZM133 240L136 241L135 244H134V241ZM204 240H206V242H205L206 244L203 243V245H202V242H204ZM128 241L130 243H128ZM154 241L155 242L158 241V242L153 243ZM0 242H1V240H0ZM71 242H72V244H71ZM125 242H126V244H123ZM211 242H212V245H214L215 247H213V246L210 247ZM193 243H194V246H195V248H194L195 250L198 249V247H200L203 250V252L205 251L206 253L207 252L209 253V255L211 256V258L213 259V261L210 259V257H208L209 256V255H207L208 253L206 254L204 252L206 254L205 255L200 248H199L200 251L199 250L198 251L197 250L195 251L193 249V247H194L192 245ZM209 243H210V245H209ZM156 244H157V246H156ZM198 244L199 245L201 244V245L199 246ZM126 245L129 248V250H128V248L123 247V246H126ZM66 246H67V249L68 250H66ZM173 246L174 247L176 246L175 247V250L172 249ZM188 246H190L192 249L190 247H188ZM196 246H197V248H196ZM201 246H203L204 248L201 247ZM6 247H7V245H4V246L3 245H0V250H2V251H0V264H12V263L15 264L16 260H18L21 256L20 255H14L13 253H11L9 245H8L7 248ZM154 247L157 250H155ZM182 247H185V249L186 248L190 249L191 252L190 251L189 252L185 251L184 248H183V250H184L183 251L181 249ZM130 248L132 249V251H130ZM134 248L135 249L137 248L136 249L137 252L134 251ZM206 248H208V249H206ZM212 248H214V249H212ZM218 248H219V250H218ZM245 248L247 249V251H246ZM160 249L162 250L161 252H160ZM176 249H178L179 251L176 250ZM188 249H186V250H188ZM209 249L211 251H209ZM214 250H216L217 252L218 251L219 252L221 251L222 253L220 252V254H219V253L216 252V255H214L215 254V251ZM6 251H8V252H6ZM119 251H121V252H119ZM141 251H140V253L138 252L139 253L138 256H140V255L142 256ZM154 251H155V253H154ZM180 251L182 253L183 252H187L193 258L194 257L196 258V252H197V258H196V260L194 258L193 261H192V259H189L190 262L192 261L191 263L190 262H187L189 260L188 259L184 260V259L187 258L189 255L188 254L185 255L183 253V255H184L183 256ZM1 252L3 253V255H2ZM70 252L72 253V255L75 256L74 257L75 259L73 258L74 260L73 259L71 260L72 255H71ZM129 252L131 254H129ZM133 252H135L134 257H129L130 255L131 256L133 255ZM244 252H246V253L244 254ZM35 253L38 256H36ZM175 253H179V254H177L178 256L175 255ZM190 253H192V254H190ZM198 254L200 255V257L198 256ZM212 254L214 255V258L212 257ZM217 254H219V256ZM1 255L3 256V258H1ZM150 255H148V256H149V258L152 261L153 259L151 258ZM172 255L176 256V258L174 259V256H172ZM191 256H189L188 258H190ZM205 256H207V257H205ZM221 256H222V258H221ZM128 257L130 259L131 258H134L133 260L131 259L132 262L129 261L130 259ZM180 257H184V258H180ZM217 257H219L220 259L219 258L217 259ZM42 258H43V256L42 257L40 256L39 260L40 259L41 260H44L45 259V256H44V259H42ZM198 258H200V261L199 262H198ZM206 258H208V259H206ZM165 259H160L159 262H161V260H162L163 262H161V263L162 264H166ZM173 259H174V261H173ZM179 259H180V261H179ZM204 260H205L206 263H204ZM193 262H195V263H193ZM256 262H258V263H256ZM16 264H20V263L19 262H16ZM145 264H148V263H145Z\"/></svg>","mask_w":264,"mask_h":264},{"label":"bare ground","instance_id":"bare-ground-1","mask_svg":"<svg viewBox=\"0 0 264 264\" xmlns=\"http://www.w3.org/2000/svg\"><path fill=\"white\" fill-rule=\"evenodd\" d=\"M8 1H10V4H7V5H5L4 3H5V1L4 0H0V13H4V15L7 13V17L5 16V17H2V15L0 16V33L2 34V31H8L9 29H11L10 31L13 33V29H15V28H17V29H22V30H32L33 31V34L32 33H30V32H32V31H29V34H30V36H28V34H24V33H22L23 35H21V33H19L18 31V33L17 34H20L19 36H15V38H13V40H11L10 42H9V45H6V46H1L0 45V47L2 48V50H3V52H5V54H7V53H9V54H11V55H14L15 53H17V54H19L18 56H17V59L16 58H13V59H15V60H17V61H20V62H22V63H30L32 60H35V57H37L39 54H41L42 55V53H44L45 52V57L47 56L48 58L51 56L52 58L51 59H53L54 61H56V62H58L59 61V57L61 56V54L62 55H66L67 53H68V50H69V47H68V50H67V53H65L63 50H64V48L66 47L65 45H63V44H65V43H63V40H61L62 38H60L59 40L60 41H62V43H60V41L59 40H57L56 39V41L54 42L53 40H46V41H42V39L44 38V39H46L45 37H43L42 39H40V36L38 37V35H37V33L35 32L37 29H35V28H40V29H43L44 28V30L46 29V30H49L48 32H50V29H53V28H58L57 26H59V22H61L62 21V19H60V21H59V18L57 17L58 16V14H61L62 13V15H64L63 13H65V11H63L62 9H61V7L62 6H60L59 7V4H56V2H46V0H18V2H16L15 0H7V2ZM51 1V0H50ZM81 1V0H80ZM107 1V0H106ZM121 2L123 1V0H120ZM126 0H124V2H125ZM129 1V0H128ZM136 0H133V2H135ZM143 1V0H142ZM165 1V0H164ZM170 1V0H169ZM177 0H175V2H176ZM211 0H209V2H210ZM212 1H214L215 2V0H212ZM236 1V0H235ZM20 2V3H19ZM63 2V1H62ZM67 2V1H66ZM73 2V1H72ZM96 2V1H95ZM102 2V4L100 3V6L98 7L97 6V8H100L99 10L105 15V17L104 18H101V17H99V13L98 14H96V15H98V16H96V15H94L93 13H92V16H89V15H86L85 13V15H81L80 17H74V15H73V17L75 18V19H77L78 21H77V23H79V24H76L75 25V48H73V47H71V48H73V49H75V52L73 51V49H72V51H73V53H75V56H73V57H75V65H83V56L82 55H80L79 53H80V51L82 52V51H85V47H86V45H89L91 42H94V43H92L91 45H90V47L91 46H93V44H94V51L92 52V54H86L87 52H83V54H84V56L86 55V56H88V57H91V61L90 62H94V60L96 61V58L95 57H97L98 56V52L100 51V50H102V54H104L105 52V55H103V56H100L99 55V57H106V56H108V55H106L107 53L110 55V53H111V51H109V45L107 46V44L109 43V41L110 40H108V37H107V32H105L106 30L104 29V27H106V26H109L108 24H107V22H106V20H110V23H112V24H115V26H116V23H117V21L118 20H116L115 19V17H114V15H115V11H117V10H114V9H116V7L117 6H119L118 4H117V6L115 7V8H113V9H111L108 5V3L110 2H108V3H106L105 2V0L104 1H101ZM116 2V1H115ZM130 2V1H129ZM149 2H151V0L149 1ZM158 1L156 0V3H157ZM202 2H204V1H202ZM218 2H219V0H218ZM58 3V2H57ZM64 3V2H63ZM68 3V2H67ZM97 3V2H96ZM107 5H106V4ZM113 3V4H112ZM117 3V2H116ZM125 3H127V2H125ZM143 3V2H142ZM141 3V4H142ZM153 2H151V3H149V5L150 4H152ZM164 3V2H163ZM165 3H166V1H165ZM164 3V4H165ZM179 3V2H178ZM183 3V2H182ZM194 3H195V1H194ZM198 3H200V2H198ZM213 2H211V4H212ZM220 3V2H219ZM229 3V2H228ZM264 3V2H263ZM77 4V3H76ZM91 4V3H90ZM89 4V5H90ZM110 4H112V5H114V0H113V2H111ZM161 4V3H160ZM172 4H174V2L172 3ZM172 4H170V5H172ZM176 4V3H175ZM186 4V3H185ZM188 4H189V2H188ZM196 4V3H195ZM194 4V5H195ZM201 4V3H200ZM214 4H216V3H214ZM213 4V5H214ZM239 4V3H238ZM88 5V4H87ZM91 5H93V4H91ZM123 4H121L120 6H122ZM128 5V4H127ZM131 5H132V1H131ZM136 5V4H135ZM146 5H147V3H146ZM148 5V6H149ZM184 5V3L182 4V6ZM199 5V4H198ZM205 5H207V4H205ZM204 5V6H205ZM210 4H208V6H209ZM216 5H218L219 6V4L217 3ZM221 5V4H220ZM254 5V4H253ZM257 5V4H256ZM28 6H30L29 8H30V10L28 9ZM85 6V5H84ZM119 6V7H120ZM138 6V5H137ZM163 6V5H162ZM166 6H168V5H166ZM202 6H203V3H202ZM203 6V7H204ZM225 6V5H224ZM234 6V5H233ZM242 6V5H241ZM27 8V9H25V8ZM43 7H45V9L43 8ZM96 7V6H95ZM94 7V8H95ZM114 7V6H113ZM124 7H125V5H124ZM131 7V6H130ZM129 7V8H130ZM159 7V6H158ZM158 7H155L156 9L158 8ZM164 7V6H163ZM172 9L171 10H173L174 12H175V9L177 10L178 8H174L173 9V6H170ZM170 7H168L169 9H170ZM178 7V6H177ZM185 7H189V6H185ZM192 7V6H191ZM197 7V6H196ZM196 7L194 8V9H196ZM223 6H220V8H222ZM240 7V6H239ZM21 8H24V9H21ZM33 8H41L40 10H33ZM127 8V7H126ZM128 8V9H129ZM139 8V7H138ZM154 8V9H155ZM165 8H167V7H165ZM183 8H184V6H183ZM199 8H201V5H200V7ZM212 8H214V7H212ZM224 8V7H223ZM222 8V9H223ZM230 8H231V6H230ZM229 8V9H230ZM118 9V8H117ZM122 9V7H120V10ZM135 9H136V7H135ZM135 9H134V11L133 12H136L135 11ZM159 9V8H158ZM157 9V10H158ZM161 9V8H160ZM158 10V11H161V10ZM168 9V10H169ZM181 9V8H180ZM179 9V10H180ZM193 9V8H192ZM193 9V10H194ZM198 9V8H197ZM208 9H211V8H208ZM218 9V8H217ZM225 9H227V7L225 8ZM257 9V8H256ZM78 10H81V9H78ZM95 10V9H94ZM93 10V11H94ZM120 10H118V11H120ZM130 10V9H129ZM133 10V9H132ZM150 10H153V9H151V6H150ZM167 10V11H168ZM185 10H186V8H184V12H185ZM188 10V9H187ZM191 10V9H190ZM201 10V9H200ZM214 10V9H213ZM216 10V9H215ZM237 10V9H236ZM258 10V9H257ZM99 11V12H100ZM124 11V10H123ZM123 11H120V12H123ZM156 11V10H155ZM155 11H153V12H155ZM158 11H157V14H158ZM164 10H162V12H163ZM166 11V10H165ZM164 11V12H165ZM178 11V10H177ZM192 11V10H191ZM191 11H189V13L191 12ZM197 11H199V10H195L194 12H197ZM203 11V10H202ZM220 11V10H219ZM225 11V10H224ZM233 11V10H232ZM235 11V10H234ZM246 11V10H245ZM20 12H23V13H25V14H27V16L25 15V17L26 18H23V16L22 17H20L19 16V18L18 19H15V18H12L11 16V18H9V14L10 15H12L11 13H13L14 15L15 14H17V13H20ZM37 12H40V13H45V15H36V14H38ZM100 12V13H101ZM119 12V13H120ZM132 12V11H131ZM131 13V14H135V13ZM139 12V11H138ZM149 12H152V11H149ZM169 12V11H168ZM203 12H206V11H203ZM228 12V11H227ZM250 12V11H249ZM248 12V13H249ZM67 13H68V11H67ZM71 13V12H70ZM96 13V12H95ZM116 13H118V12H116ZM141 13V12H140ZM144 13V12H143ZM171 13H173V12H171ZM180 13H182V10L181 11H179L178 12V14H177V12H175V14H177V18H180L182 21H185V20H183V16H182V14H180ZM188 13V14H189ZM193 13V12H192ZM200 13V12H199ZM199 13L197 14L198 16H199ZM209 13H210V15H213V16H215L216 15V11H215V14H214V12H212V14H211V11H209ZM229 13V12H228ZM28 14H30V16H28ZM75 14V13H74ZM114 14V15H113ZM123 14V13H122ZM121 14V16H122V18L124 17V14L122 15ZM145 14H147V13H145ZM151 14V13H150ZM153 14H155V13H153ZM160 14V13H159ZM162 14V13H161ZM169 14L170 13H168V15L165 13V16H169ZM206 14H208V12L206 13ZM206 14H204L205 16H206ZM221 13H219V15H220ZM230 14H231V12H230ZM233 14V13H232ZM239 14V13H238ZM245 14V13H244ZM17 15H19V14H17ZM51 15H54L53 17L51 16ZM68 15H69V13H68ZM77 15V14H76ZM91 15V14H90ZM94 15V16H93ZM128 15V14H127ZM196 14H195V16H197ZM200 15H202V14H200ZM248 15V14H247ZM16 16V15H15ZM14 16V17H15ZM66 16V15H65ZM136 16V15H135ZM139 15H137V18H139L138 17ZM142 16V15H141ZM172 16V15H171ZM171 16H170V18H171ZM185 17L187 16V18H189V17H191L190 15H189V17H188V15H184ZM221 16V15H220ZM239 16V15H238ZM245 16V15H244ZM17 17V16H16ZM72 17V18H73ZM119 17H120V15H119ZM133 18H134V16H132ZM132 17H130V18H132ZM146 17V16H145ZM155 17V16H154ZM153 17V18H154ZM173 17V16H172ZM176 17V16H175ZM193 17V16H192ZM241 17V16H240ZM239 17V18H240ZM243 17V16H242ZM246 17V16H245ZM245 17H243L244 19H247V18H245ZM121 18V17H120ZM130 18H129V20H127L128 19V17H126V18H123V20L125 19V20H127V21H130ZM136 18V17H135ZM134 18V19H135ZM156 18H159V15H158V17L156 16ZM162 18H164V16H162L161 17V19ZM177 18L176 19H173L174 21L176 20V22L177 21H180V20H177ZM198 18H203L202 20L200 19H198ZM196 17L195 19H198L199 21H203L204 20V18L205 17ZM216 18H218V16L216 17ZM215 18V19H216ZM219 18H221V17H219ZM219 18H218V20H219ZM235 18V17H234ZM249 18V17H248ZM251 19H252V17H250ZM79 19H81L82 21L83 20H86V21H93L94 23H96V27H97V29L96 28H93V29H95L96 31H100V30H102L100 33H104L105 35H102V34H100V33H94L92 30H89L88 28H86L85 26H82L81 25V23H82V21L81 22H79L80 20ZM143 19H144V17H143ZM146 19V18H145ZM144 19V23H147V22H149L150 20H152V19H148L147 20V22H146V20ZM161 19H159V21L161 20ZM165 19V18H164ZM193 19H194V17H193ZM194 19V20H195ZM206 19V21H208V19H210V17H208V19L207 18H205ZM222 19V18H221ZM229 19V18H228ZM243 19V20H244ZM121 20V21H120ZM122 19H119V21H120V23H122V21H123ZM138 20H140L141 21V18L140 19H138ZM157 20V19H156ZM155 20V21H156ZM163 20V19H162ZM168 20V19H167ZM189 20V19H188ZM192 20V19H191ZM194 20H192V21H194ZM198 20L196 21L195 20V22L194 23H198ZM217 20V19H216ZM253 20V19H252ZM24 21V22H23ZM64 21H65V19H64ZM72 21V20H71ZM70 21V22H71ZM74 21V20H73ZM118 21V22H119ZM134 21H136V19L134 20ZM165 21V20H164ZM162 22V23H165V22ZM181 21V22H182ZM187 21V20H186ZM205 21V22H206ZM222 21V20H221ZM232 21V20H231ZM250 21V20H249ZM258 21V20H257ZM84 22V21H83ZM125 22V21H124ZM123 22V23H124ZM131 22V21H130ZM133 22V21H132ZM131 22V23H132ZM139 22V21H138ZM138 22H137V24H138ZM142 22H143V20H142ZM151 22V21H150ZM167 22H169V21H167ZM166 22V23H167ZM189 21H187V23H188ZM208 22H210L211 23V21H208ZM208 22H207V24H208ZM213 22V21H212ZM225 22V21H224ZM259 22V21H258ZM66 23V22H65ZM75 23H76V21H75ZM89 23V22H88ZM109 23V22H108ZM128 23V22H127ZM152 23H154V21L152 22ZM165 23V24H166ZM170 23V22H169ZM192 22H190L189 24H191ZM193 23V24H194ZM220 23V26L219 27H215L216 26V24H219ZM217 22L216 24H214V27L217 29H219V28H224V26L222 25V27H221V22ZM238 23V22H237ZM139 24H142L141 22H139ZM150 24V23H149ZM148 24V25H149ZM155 24V23H154ZM160 24H161V21H160ZM168 24V23H167ZM174 24H176L175 22H174ZM178 24V23H177ZM176 24V25H177ZM182 24H183V22H182ZM185 24V23H184ZM193 24H191V25H193ZM206 23H205V25H207ZM228 24V23H227ZM232 24H233V22H232ZM241 24V23H240ZM259 25H260V23H258ZM68 24H66V26H67ZM86 25V24H85ZM147 25V24H146ZM147 25V26H148ZM211 25V27L213 26L212 24H210ZM210 25H208V26H210ZM65 26V27H66ZM69 26H71V25H69ZM73 26V25H72ZM86 26H88V25H86ZM90 26V25H89ZM111 26V25H110ZM125 26H126V23H125ZM146 26V27H147ZM165 26V25H164ZM196 26V25H195ZM208 26H207V32H208ZM252 26H254V25H252ZM256 26V25H255ZM254 26V27H255ZM63 27V26H62ZM95 27V26H94ZM114 27V26H113ZM141 27V26H140ZM149 27H151V25L149 26ZM181 26L179 25L176 29L178 30V28H180ZM184 27H185V25H184ZM204 27H206V26H204ZM226 27V26H225ZM229 27V26H228ZM68 28V27H67ZM66 28V29H67ZM90 28H91V26H90ZM121 28H123V27H120V29ZM143 28H145V27H143ZM156 27H154V29H155ZM159 28V27H158ZM158 28H156V29H158ZM162 29L164 28V27H161ZM167 28V27H166ZM174 28V27H173ZM186 28V27H185ZM188 28V27H187ZM190 28V27H189ZM194 28V27H193ZM210 28V27H209ZM213 28V27H212ZM215 28H213V29H215ZM234 28V27H233ZM237 28V27H236ZM243 28V27H242ZM257 28H259V26L257 27ZM103 29L105 30V31H103ZM109 29V28H108ZM115 29V28H114ZM127 29V28H126ZM125 29V30H126ZM152 29H153V27H152ZM155 29V30H156ZM182 29H183V27H182ZM204 29H206V28H204ZM218 29L217 30H215L216 32H213V35H214V33L215 34H217V31H218ZM229 28H227V31H228V33H229V30H228ZM244 29V28H243ZM59 30V29H58ZM71 30V29H70ZM124 30V31H125ZM129 30V29H128ZM132 30V29H131ZM163 30H165V29H163ZM176 30V31H177ZM179 30H181V29H179ZM178 30V31H179ZM185 30V29H184ZM187 30V29H186ZM186 30H185V32H186ZM224 30H225V28H224ZM54 31V30H53ZM60 31V30H59ZM73 31V30H72ZM91 31V32H90ZM116 31H117V29H116ZM122 31V30H121ZM130 31V30H129ZM128 31V32H129ZM149 31H151L150 29H149ZM160 31V30H159ZM177 31V32H178ZM202 31H206V30H203V28H202ZM210 31V30H209ZM212 31L213 30H211L210 32L212 33ZM219 31H220V29H219ZM231 31V30H230ZM259 31H261V30H259ZM14 32H16V31H14ZM35 32V33H34ZM37 32L38 33H40L38 30H37ZM56 32V31H55ZM71 32V31H70ZM93 32V33H92ZM114 32V31H113ZM119 32V31H118ZM161 32V31H160ZM165 32V31H164ZM170 32H171V30H170ZM175 32V31H174ZM181 32V31H180ZM191 32V31H190ZM207 32H204V34L205 33H207ZM224 32H226V31H224ZM223 32V33H224ZM234 32V31H233ZM243 32V31H242ZM4 33V32H3ZM45 33V32H44ZM53 33V32H52ZM64 33V32H63ZM72 33V32H71ZM91 33V34H90ZM112 33V32H111ZM110 33V34H111ZM117 33V32H116ZM116 33H114V34H116ZM124 33V32H123ZM134 33V32H133ZM143 33V32H142ZM154 33V32H153ZM153 33L151 34L152 35V37H153ZM162 33V32H161ZM160 33V34H161ZM167 33H168V31H166V36H167ZM179 33V32H178ZM198 33H199V31H198ZM209 33V32H208ZM211 33H209V34H206V35H209V36H211L212 34ZM241 33V32H240ZM0 34V35H1ZM5 35L6 34H8V33H4ZM10 34V33H9ZM15 34V33H14ZM16 34V35H17ZM32 34V35H31ZM35 34V35H34ZM41 34V33H40ZM73 34V33H72ZM90 34V35H89ZM113 34V35H114ZM135 34H136V32H135ZM135 34H133V35H135ZM149 34V33H148ZM155 34V33H154ZM156 34H157V32H156ZM165 34H163V35H165ZM176 34V33H175ZM187 34V33H186ZM211 34V35H210ZM227 34V33H226ZM248 34H249V32H248ZM255 34V33H254ZM3 35V34H2ZM13 35V34H12ZM43 35V34H42ZM56 35V34H55ZM68 35V34H67ZM66 35V36H67ZM83 35V36H82ZM84 35H88V38L87 37H85ZM124 35H126V34H124ZM127 35H128V33H127ZM129 35H132V32H131V34H129ZM137 35V34H136ZM143 35H145V34H143ZM173 35V34H172ZM182 35L183 34H181V36L180 37H182ZM205 35V36H206ZM217 35H219V32H218V34ZM223 34H221V36H222ZM246 35V34H245ZM48 37L50 36V37H52L51 35H47ZM120 36V35H119ZM139 36V35H138ZM157 36V35H156ZM165 36V37H166ZM10 37V36H9ZM56 37H58V36H56ZM55 36H53V38H56ZM60 37H65V36H60ZM110 37V36H109ZM114 37V36H113ZM118 37V36H117ZM131 37V36H130ZM135 37V36H134ZM160 37V36H159ZM161 37H163V36H161ZM164 37V38H165ZM172 37V36H171ZM208 37V36H207ZM216 37V36H215ZM4 38V37H3ZM70 38V37H69ZM110 38H112V37H110ZM120 38V37H119ZM121 38H123V36L121 37ZM120 38V39H121ZM124 38L126 39V37L124 36ZM137 39H140V38H138V37H136ZM158 38V37H157ZM169 39H170V37H168ZM167 38V39H168ZM176 38V37H175ZM174 38V39H175ZM211 38H213V37H211ZM237 38V37H236ZM0 39H2V38H0ZM6 41H7V39L6 38H4ZM9 39V38H8ZM10 39H11V37H10ZM43 39V40H44ZM51 39V38H50ZM88 39H91V41L90 40H88ZM120 39H118V40H120ZM148 39V38H147ZM150 39V38H149ZM156 39V37H154V38H152V40H147V41H149V42H151V41H154ZM177 39V38H176ZM5 40H3L4 42H5ZM112 40H114L113 38H112ZM118 40H117V42H118ZM122 40V39H121ZM120 40V41H121ZM126 40H128V39H126ZM129 40H130V38H129ZM128 40V41H129ZM136 40V39H135ZM142 40H143V38H142ZM142 40L140 39L139 41H141L142 42ZM145 40V39H144ZM182 40H185L184 38L182 39ZM186 40H188V39H186ZM226 40V39H225ZM228 40V39H227ZM236 40V39H235ZM1 41V40H0ZM3 41H1L2 43H3ZM14 41V42H13ZM48 41V42H47ZM51 41H53V42H51ZM115 41V40H114ZM119 41V44L120 43H122V41L120 42ZM138 41V40H137ZM161 41H162V39H161ZM160 41V42H161ZM164 41H166L167 42V40L165 39ZM206 41V40H205ZM65 42V41H64ZM126 42V41H125ZM135 42V41H134ZM144 42V41H143ZM142 42V43H143ZM156 42H158V40L156 41ZM155 42V43H156ZM163 42V41H162ZM169 42V41H168ZM167 42V43H168ZM177 42H179V41H177ZM182 42V41H181ZM186 43H187V41H185ZM189 43H190V40L188 41ZM227 42V41H226ZM6 44H8L7 42H5ZM71 43V42H70ZM85 43H87L85 46H84V44ZM133 43V42H132ZM137 43V42H136ZM145 43V42H144ZM148 42H146V44H147ZM184 43V42H183ZM183 43L182 44H178V43H176L174 40H172V41H170L168 44H167V46L165 45L164 47H163V49H155V50H150L149 51V53L147 52L146 54H142V55H139V56H141V57H138V56H136L137 58H140L139 60L137 59V61H136V63H134L133 65H132V68L134 69H136L137 67L139 68V66H142V68L144 67L145 68V66H150V68L148 67V71H143V70H140L139 69V71L138 72H136L135 73V75H132L131 76V73L130 72H127V73H130L129 75H126V76H129L128 77V79H135V77L136 78H140V77H147V75L149 76V75H153V74H155L156 72H157V69L159 70L160 68H156L155 69V67H153V66H155V65H160V67H161V71L162 72H164V70H167V71H174L175 73H176V71H178L181 67H185L186 68V66L188 67V68H190L191 70H192V68L194 69V70H200L199 71V73L198 74H200L199 75V78H200V76H202V75H207V76H214L213 78H215V75H217V73L219 72L220 74H221V76H223V74H224V76L226 75L227 77L228 76H231V78H233V79H235V78H237L240 82H243L244 83V85L247 83V84H252V83H256L257 84V82L260 80V82H262V83H264V79H263V77H261L262 79H259V77L257 76V75H252L251 73H246L245 74V76L241 73V69L242 68H240V67H243V66H246V63L245 62H241V63H239L237 60V62H238V64H234V60H233V58H230L229 60H223V62H222V64L221 65H219V64H215L218 60H216L215 62H214V60H213V57L212 56H214V55H217V54H214V55H212L211 57H212V60H210L209 58L208 59H206L205 57H203V56H201V55H198L197 57H193V56H191V54L189 55V56H187L188 54H186L185 55V51L187 52V48L188 47H186L187 45H183ZM229 43V42H228ZM4 44V43H3ZM73 44V43H72ZM146 44H144V45H146ZM149 44V43H148ZM154 44V42L152 43V44H150V45H153ZM158 44V43H157ZM157 44H155V45H157ZM188 44V43H187ZM192 44V43H191ZM61 45H63V46H65L64 48H63V50H62V47H61ZM118 45V44H117ZM127 45V44H126ZM130 45V44H129ZM133 45V44H132ZM134 45H135V43H134ZM139 45V44H138ZM137 45V46H138ZM189 45V44H188ZM211 45V44H210ZM120 46V45H119ZM119 46H116V43H114L113 44V49L116 51L117 49V47L119 48ZM136 46V47H137ZM140 46V45H139ZM159 46V45H158ZM110 47H111V45H110ZM121 47H124V45L122 44V46ZM127 47V46H126ZM146 47V46H145ZM148 47H150V46H148ZM172 47V48H171ZM71 48H70V50H71ZM83 48H84V50H83ZM88 48L89 47H87V51H88ZM125 48V47H124ZM129 48H130V46H129ZM128 48V49H129ZM135 48V47H134ZM133 48V49H134ZM144 47H142V49H143ZM207 48V47H206ZM211 48V47H210ZM213 48H215V47H213ZM90 49V48H89ZM147 49V48H146ZM189 49H190V46H189ZM188 49V50H189ZM66 50V49H65ZM91 50H93L92 48H91ZM107 50V51H106ZM113 50V51H114ZM124 50V49H123ZM127 50V49H126ZM137 50H138V47H137ZM32 51H36V52H32ZM120 51H121V49H120ZM139 51H142V53H144V50H141V49H139ZM139 51H136V52H139ZM190 51V50H189ZM261 51V50H260ZM7 52V53H6ZM23 52H25V53H28V54H26V55H24L23 54ZM129 52V51H128ZM130 52H131V50H130ZM135 52V51H134ZM218 52V51H217ZM70 53H72V52H70ZM69 53V54H70ZM123 52H121V54L120 55H122V59H123V55L124 54H122ZM125 53V52H124ZM132 53H133V51H132ZM188 53V52H187ZM192 53V52H191ZM202 53V52H201ZM211 53V52H210ZM3 54V53H2ZM117 54V53H116ZM127 54V53H126ZM126 54H125V56H126ZM138 54V53H137ZM213 54V53H212ZM261 54V53H260ZM4 55V54H3ZM113 55V54H112ZM111 55V56H112ZM115 55V54H114ZM136 55V54H135ZM219 55V54H218ZM235 55H236V53H235ZM254 55V54H253ZM263 55V54H262ZM15 56V55H14ZM69 56H71V54L69 55ZM111 56H108V57H111ZM117 56H119V52H118V55H116V58H117ZM128 56V55H127ZM132 56V55H131ZM130 56V57H131ZM234 56V55H233ZM249 56V55H248ZM40 57V56H39ZM57 57V58H56ZM104 57V58H105ZM107 57V59H109ZM208 57H210V56H208ZM215 57V56H214ZM218 57V56H217ZM235 57V56H234ZM47 58V59H48ZM62 58V57H61ZM67 59H68V57H66ZM70 58V57H69ZM119 58V57H118ZM216 58V57H215ZM239 58V57H238ZM43 59V58H42ZM50 59V58H49ZM50 59V60H51ZM97 59H98V57H97ZM121 59V58H120ZM128 59V58H127ZM133 59L134 60H136L134 57H133ZM133 59H132V62H133ZM231 59L233 60V62L231 61ZM250 59H251V57H250ZM61 60V59H60ZM71 60V59H70ZM73 60V59H72ZM87 60H88V58H87ZM90 60V59H89ZM103 60V59H102ZM101 60V61H102ZM116 60V59H115ZM124 60H125V58H124ZM129 61H131V58H129L128 59ZM10 61V60H9ZM100 60L98 59L96 62H98V63H100L99 65H98V67H97V69H98V72L97 73H100L99 72V70H101V69H104V68H101V67H103L106 63L104 62V64H102L101 63V61L99 62ZM118 60H116V62H117ZM242 61V60H241ZM248 61V60H247ZM16 62V61H15ZM33 62V61H32ZM35 62V61H34ZM48 62V61H47ZM61 62V61H60ZM59 62V63H60ZM64 62H66V61H64ZM108 62H109V60H108ZM128 62V61H127ZM261 62V61H260ZM2 63V62H1ZM4 63H6V62H4ZM10 63H12V62H10ZM10 63H9V65H10ZM36 63H38V62H36ZM43 63V62H42ZM110 63V62H109ZM112 63V62H111ZM122 63V62H121ZM126 63V62H125ZM129 63V62H128ZM219 63V62H218ZM220 63H221V61H220ZM252 63H254V62H252ZM262 63V62H261ZM87 64V63H86ZM94 64V63H93ZM3 65H5V64H3ZM7 65V64H6ZM21 65V64H20ZM41 65H43V64H41ZM107 65V64H106ZM126 65V64H125ZM255 65V64H254ZM253 65V66H254ZM257 65V64H256ZM1 66V65H0ZM17 66V65H16ZM15 66V67H16ZM71 66V65H70ZM107 66H109V65H107ZM119 66H120V64H119ZM128 66L129 65H127V67L126 68H128ZM131 66V65H130ZM129 66V67H130ZM2 67V66H1ZM12 67V66H11ZM74 67V66H73ZM114 67V66H113ZM123 68H124V66H122ZM158 67V66H157ZM255 67V66H254ZM6 68V67H5ZM77 68V67H76ZM101 68V69H100ZM131 68V67H130ZM258 68V67H257ZM4 69V68H3ZM14 69V68H13ZM80 69V68H79ZM93 69V68H92ZM91 69V70H92ZM107 69V68H106ZM118 68H116V70H117ZM122 69V68H121ZM129 69V68H128ZM128 69H126V71H128ZM132 69V70H133ZM134 69V70H135ZM260 69V68H259ZM0 70H2V68L0 69ZM75 70H77V69H75ZM114 70H115V68H114ZM132 70H130L129 69V71H132ZM182 70V69H181ZM193 70V71H194ZM263 70V69H262ZM261 69H260V73H261V71H262ZM104 71V70H103ZM103 71H101V73L103 72ZM118 71L120 72L121 70H119L118 69ZM118 71H116V72H118ZM122 71H123V69H122ZM114 72V71H113ZM111 70H109L108 71V76L109 77H111L113 80H115L116 78H117V75H118V73H117V75H116V72L115 73H113ZM125 72V71H124ZM123 72V73H124ZM135 72V71H134ZM158 72H160V71H158ZM166 72V71H165ZM164 72V73H165ZM185 72V71H184ZM198 72V71H197ZM196 72V73H197ZM126 73V72H125ZM126 73V74H127ZM186 73V72H185ZM188 73V72H187ZM195 73V72H194ZM235 73V74H234ZM256 73V72H255ZM157 74V73H156ZM161 74V73H160ZM174 74V73H173ZM177 74H179V76H180V74H181V72L180 73H177ZM176 74V75H177ZM183 74V73H182ZM192 74V73H191ZM190 74V75H191ZM219 74V75H220ZM233 74L235 75V76H233ZM264 74V73H263ZM57 75V74H56ZM97 75V74H96ZM158 75V74H157ZM262 75V74H261ZM260 74H259V76H261ZM61 76V75H60ZM106 76V75H105ZM172 76V74L170 75V77ZM175 76V75H174ZM189 75H187V76H182V78L181 79H183L184 77H188ZM196 76V75H195ZM194 76V77H195ZM49 77V76H48ZM64 77V76H63ZM62 77V78H63ZM100 77V76H99ZM107 77V76H106ZM121 77V76H120ZM119 77V78H120ZM173 77V76H172ZM177 77V76H176ZM226 77V78H227ZM42 78V77H41ZM40 78V79H41ZM60 78V77H59ZM105 78V77H104ZM155 77H153V79H154ZM160 78V77H159ZM178 78V77H177ZM185 78V79H186ZM189 78H192V77H188V79ZM199 78H197V79H199ZM213 78H211V79H213ZM220 78V77H219ZM223 78V77H222ZM225 78V79H226ZM106 79H108V78H106ZM111 79V80H112ZM118 79V78H117ZM116 79V80H117ZM127 79V80H128ZM131 79V80H132ZM146 79V78H145ZM144 79V80H145ZM180 79V78H179ZM179 79H176V81L177 80H179ZM180 79V80H181ZM193 79V78H192ZM201 79V78H200ZM199 79V80H200ZM209 79H210V77H209ZM50 80V79H49ZM78 80H80V78L78 79ZM77 79H76V81H75V86H73V84H72V86L73 87H75V88H77V91L79 90L80 91V89H82L83 88V91H84V87L82 86V87H80V86H78L80 83H78L77 81H78ZM109 80V79H108ZM107 80V81H108ZM120 80V79H119ZM140 80V79H139ZM180 80L178 81V82H180ZM198 80V81H199ZM203 80H204V78H203ZM206 80H208V77H207V79ZM205 80V81H206ZM230 80H232V79H230ZM55 81V80H54ZM97 81V80H96ZM122 81V80H121ZM159 81V80H158ZM175 81V80H174ZM174 81L171 83V84H173L174 83ZM238 81V82H239ZM36 82V81H35ZM40 82H41V80H40ZM39 82V83H40ZM46 82V81H45ZM44 82V83H45ZM50 82V81H49ZM62 82V81H61ZM72 82H74V81H72ZM101 82V81H100ZM104 82V81H103ZM181 82H183V81H181ZM229 82H231V81H229ZM234 82H236V81H234ZM237 82V83H238ZM239 82V83H240ZM82 83V82H81ZM113 83H114V81H113ZM119 83V82H118ZM135 83V82H134ZM153 83V82H152ZM184 84H185V81L183 82ZM187 83V82H186ZM201 83V82H200ZM213 83H214V81H213ZM223 83V82H222ZM259 83V82H258ZM30 84V83H29ZM32 84V83H31ZM50 84V83H49ZM57 84H59L58 82H57ZM57 84H55V85H57ZM66 84V83H65ZM64 84V85H65ZM83 84V83H82ZM88 84V83H87ZM99 84V83H98ZM102 84V83H101ZM103 84H105V83H103ZM107 84V83H106ZM121 84V83H120ZM167 84H169V85H171L170 83H167ZM178 84V83H177ZM180 84V83H179ZM182 84V83H181ZM188 84V83H187ZM186 84V85H187ZM197 84V83H196ZM195 84V85H196ZM203 84V83H202ZM212 84V83H211ZM241 85H242V83H240ZM246 84V87L244 86V88H243V90H242V88L241 87H239L240 88V90H238V92L234 95V97H236V98H243L245 101H244V103H245V105H246V110H250V111H246V113L248 112V113H252V111L253 110H255V109H252L253 107V105L251 106L250 105V100H251V95H249L250 94V90L248 91V89L247 88H249V87H247L248 85ZM33 85V84H32ZM52 85V84H51ZM60 85V84H59ZM85 85V84H84ZM176 85V84H175ZM183 85V84H182ZM189 85V84H188ZM232 85V84H231ZM253 85H255V84H253ZM258 85V84H257ZM26 86V85H25ZM39 86V85H38ZM46 86V85H45ZM68 86H70V85H68ZM117 86H118V84H117ZM121 86V87H120ZM123 85H119V87L120 88H123L122 87ZM126 86V85H125ZM124 86V87H125ZM165 86V85H164ZM164 86H161V87H164ZM177 86V85H176ZM179 86V85H178ZM175 87L174 89L176 90V88L179 90V92L181 91L180 90V88L179 87ZM192 86V85H191ZM198 86V85H197ZM201 86V85H200ZM225 86V85H224ZM229 86V85H228ZM234 86V85H233ZM239 86V85H238ZM256 86V85H255ZM48 87V86H47ZM50 87V86H49ZM56 87V86H55ZM66 87V86H65ZM80 89H79V88ZM153 87V86H152ZM161 87H160V89H161ZM167 87V86H166ZM195 87V86H194ZM208 87V86H207ZM250 87H251V85H250ZM254 86H252V88H253ZM13 88V87H12ZM33 88V87H32ZM69 88V87H68ZM68 88H67V90H68ZM88 88H89V86H88ZM133 88V87H132ZM165 88V87H164ZM186 88V87H185ZM187 88H189V87H187ZM197 88V87H196ZM201 88V87H200ZM209 88H211L210 86H209ZM209 88H208V90H209ZM225 88V87H224ZM238 88V89H239ZM260 88V87H259ZM263 88H264V86H263ZM43 89H45V88H43ZM70 89H71V87H70ZM101 89H102V87H101ZM100 89V90H101ZM118 89V88H117ZM116 89V90H117ZM126 89V88H125ZM166 90H167V88H165ZM168 89H172V90H170V91H174V89L172 88V85H171V87H169L168 86ZM198 89V88H197ZM214 89V88H213ZM255 89H256V87H255ZM258 89V88H257ZM32 90V89H31ZM40 90V89H39ZM54 90V89H53ZM63 90H65L64 88H63ZM89 90H90V88H89ZM89 90H87V91H89ZM128 90V89H127ZM126 90V91H127ZM165 90V91H166ZM215 90V89H214ZM9 91V90H8ZM12 91H13V89H12ZM30 91V90H29ZM35 91V90H34ZM69 91V90H68ZM105 92H107V95L108 96H110V97H114L115 99H116V101L118 102V104L117 105H119L120 106V108H118V109H116V108H114V109H116L117 111V117H116V119H115V124H117V125H119V124H121V122H125V124H126V127L124 126V125H122V127H125L124 129L123 128H121L120 130L118 129V131H122V130H124L125 131V134H124V136H126V137H130L131 135L132 136H136L138 133L140 134H138L139 136H142V137H140V138H138L137 139V137H135L136 138V140L135 141H132V140H130L128 143L130 144V142L132 141L133 143L132 144H130L131 145V148H132V150H131V148L129 149L130 151H128V152H133L134 153V160H135V162H134V169H132V173L130 172V174H128V175H126L127 177H126V180H125V176H124V174H123V172L121 173V174H123V180H125V181H127V187H125V189L127 188V193H128V196L125 194V196H127V197H130L129 198V200H131L130 202H129V204L132 206V208H133V206H135V208L137 207L138 208V203H137V201H135V199L136 198H138L139 196L141 197H144L145 198V194L144 193H147L148 194V196H149V198L151 199V200H153V198L157 195H159L160 197H161V199H162V202H165L164 203V205L166 204L167 206L168 205H170L171 203L170 202H173L174 200H176L177 201V203H179L180 205H181V208H183V209H185L183 212H186L187 213V209L189 210V209H192V204H191V206H190V204H188L187 203V201H186V203H184V202H182V201H180L181 199L179 198V197H174L175 195H176V193H177V191H175L174 189H173V187L171 186V188L173 189V190H171V191H169V189L168 188H164L163 186H161L160 184H159V182L158 181H156V178L158 179V175L160 174L161 176L165 173V171L162 169V167H160V166H158V164H166V165H169V163L170 162H168V164H167V162H166V160L167 159H165L166 157H168V158H170V149H168V147L170 146L169 145V143H168V147L166 146V150L165 149H163V148H165L164 146L166 145H164V143H163V147L158 143L159 141H160V139H159V141L155 138L156 137V135H158V134H160V135H164L163 137L165 138L166 136H165V134H163L162 132H160V130H161V128L163 129V125L165 126H167V125H170V126H172L173 127V125H175V123H173L172 121H173V117H172V121L170 122V119H167L168 118V116H167V118H165L166 116H164V115H167V114H165L163 111H161L160 110V108H163L164 106L167 108V106H168V108H169V110H170V108L171 109H173V107H175L176 105H178V104H180V103H176L177 101L176 100H173V98L171 97V94L169 95V94H167L168 95V97H171L172 99H170V101H168L167 102V104L166 103H164V104H166V105H164V104H162L161 103V101L159 102V101H154V103L152 102V103H148V100L147 99H145L144 97V99L146 100V102H144V99H143V101H142V99H139L138 101H133V99H134V97L135 96H137V95H135L133 98H129V95H127L128 93L124 90H122V89H120V91L118 92V91H116V92H118L117 93V95H114L113 94V91L111 92L109 89H105L104 90ZM158 91V90H157ZM161 91H162V89H161ZM164 91V92H165ZM177 91V90H176ZM218 91V90H217ZM232 91V90H231ZM255 91V90H254ZM44 92V91H43ZM63 92V91H62ZM74 92V91H73ZM82 92V91H81ZM115 92V91H114ZM122 92H123V94H122ZM131 92V91H130ZM134 92V91H133ZM179 92H177L178 94H179ZM213 92H215V91H213ZM11 93V92H10ZM22 93H24V92H22ZM26 93V92H25ZM31 93V92H30ZM93 93H95V92H93ZM100 93V92H99ZM167 93V92H166ZM168 93H170V92H168ZM212 93V92H211ZM217 93V92H216ZM43 94V93H42ZM58 94V93H57ZM71 94V93H70ZM116 94V93H115ZM154 94V93H153ZM165 94V93H164ZM173 94H175V92L173 93ZM190 94V93H189ZM228 94V93H227ZM253 94V93H252ZM19 95H21V93L19 94ZM29 95V94H28ZM31 95V94H30ZM56 95V94H55ZM77 95V94H76ZM81 95V94H80ZM99 95V94H98ZM166 95V94H165ZM176 95V94H175ZM180 95H181V92H180ZM201 95V94H200ZM200 95H198V96H200ZM217 94H215V96H216ZM218 95H220L219 93H218ZM223 96H224V93L222 94ZM233 95V94H232ZM32 96H33V94H32ZM54 96V95H53ZM72 96V95H71ZM148 96V95H147ZM162 96V95H161ZM193 96V95H192ZM195 96V95H194ZM193 96V97H194ZM202 96V95H201ZM206 96V95H205ZM214 96V97H215ZM18 97V96H17ZM21 97V96H20ZM28 97V96H27ZM26 97V95H25V99L27 98ZM30 97V96H29ZM50 97V96H49ZM98 97H100V96H98ZM106 97V95L105 96H103L102 98H105ZM156 97V96H155ZM159 97V96H158ZM157 97V98H158ZM181 97V96H180ZM185 97V96H184ZM196 97V96H195ZM208 97V96H207ZM31 98V97H30ZM36 98V97H35ZM39 98V97H38ZM43 98H44V96H43ZM58 98V97H57ZM97 98V97H96ZM101 98V97H100ZM151 98V97H150ZM156 98V99H157ZM176 99L178 98V97H175ZM186 98V97H185ZM184 98V99H185ZM206 98V97H205ZM261 98V97H260ZM24 99V98H23ZM24 99V101H26ZM32 99V98H31ZM45 99H47V98H45ZM95 99V98H94ZM131 99V100H130ZM149 99V98H148ZM153 99H154V97H153ZM159 99V98H158ZM157 99V100H158ZM161 99V98H160ZM159 99V100H160ZM196 99H198V102H192V103H196V104H194V105H191L190 103L191 102H189V104H187V105H182L183 107H181V108H184L185 106H187V107H191V106H195V107H197V109L199 110V112H201L202 113V109H205L204 108V104H205V102H204V104H203V102H202V99L201 98H196ZM201 99V100H200ZM212 99V98H211ZM211 99H209V97L207 98V99H204V101L205 100H207L208 102H207V104L209 105H211L212 107H214V108H216V109H218L219 107L221 108V106H223V110H224V106L225 105H227L228 103H229V99L230 98H228V99H223V97H220V98H218L217 99V102L216 101H212ZM215 99V98H214ZM253 99V98H252ZM28 100V99H27ZM56 100V99H55ZM74 100V99H73ZM76 100V99H75ZM80 100V99H79ZM86 100V99H85ZM107 100V99H106ZM105 100V101H106ZM128 100V101H127ZM136 100H137V97H136ZM162 100V99H161ZM164 100H165V97H164ZM187 100H189V99H185V101L187 102ZM256 99L254 98V101H255ZM21 101V100H20ZM36 101H37V98H36ZM52 101H54V100H52ZM81 101H83V100H81ZM104 101V100H103ZM151 101V100H150ZM153 101V100H152ZM176 101V102H175ZM190 101H191V98H190ZM192 101H194L193 100V98H192ZM240 101V100H239ZM249 103H248V102ZM22 102V101H21ZM27 102V101H26ZM74 102V101H73ZM87 102V101H86ZM85 102V103H86ZM100 102H101V100H100ZM107 102H108V104H109V102H110V99H109V101L107 100ZM107 102H106V106H107ZM115 102V101H114ZM113 102V103H114ZM157 104H156V103ZM163 102V101H162ZM180 102V101H179ZM181 102H183V101H181ZM236 102V101H235ZM257 102V101H256ZM24 103V102H23ZM69 103H70V101H69ZM71 103H72V101H71ZM89 103H91V102H89ZM105 103V102H104ZM116 103V102H115ZM238 103V102H237ZM254 103V102H253ZM253 103H251V104H253ZM264 103V102H263ZM19 104V103H18ZM63 104V103H62ZM76 104V103H75ZM127 104H129L128 106H127ZM183 104H184V102H183ZM236 104V103H235ZM240 104H241V102H240ZM242 104H243V102H242ZM258 104H260V103H258ZM20 105H22V104H20ZM39 105H40V103H39ZM69 105V104H68ZM88 105V104H87ZM109 105H112V104H109ZM163 105V106H162ZM234 105V104H233ZM255 105V104H254ZM23 106V105H22ZM25 106V105H24ZM35 106V105H34ZM82 106V105H81ZM105 106V105H104ZM113 106H116V104H113ZM126 106L129 108V109H127L126 108ZM162 106V107H161ZM170 106V107H169ZM228 106H230V105H228ZM264 105H262V107H263ZM19 106H17V108H18ZM29 107V106H28ZM78 107H79V105H78ZM76 105H75V110L78 108ZM96 107H97V105H96ZM108 107V106H107ZM106 107V108H107ZM194 107V108H195ZM206 107V106H205ZM208 107V106H207ZM36 108V107H35ZM71 108V107H70ZM69 108V109H70ZM94 108V107H93ZM110 108V107H109ZM113 108V107H112ZM112 108L110 109V110H112ZM165 108V109H166ZM186 108V107H185ZM193 108V107H192ZM209 108H210V106H209ZM225 108H228L227 106H225ZM258 108V107H257ZM82 109V108H81ZM84 109V108H83ZM91 109V108H90ZM96 109V108H95ZM187 109V108H186ZM197 109H196V111H197ZM207 109V108H206ZM212 109V108H211ZM214 110V113H215V111L217 112V110ZM233 109V108H232ZM242 109H245L244 107L242 108ZM262 109V108H261ZM20 110H22V109H20ZM30 110V109H29ZM64 110H66V108L64 109ZM94 110V109H93ZM101 109H99L98 111H100ZM109 110V109H108ZM166 110H168V109H166ZM166 110H164V111H166ZM195 110V109H194ZM193 110V111H194ZM210 110V109H209ZM231 110V109H230ZM234 110V109H233ZM232 110V111H233ZM91 111H92V109H91ZM98 111H97V115L99 114L98 113ZM171 111V110H170ZM169 111V112H170ZM191 112H192V110H190ZM219 111H221L220 109H219ZM225 112H226V110H224ZM223 111V112H224ZM258 111V110H257ZM261 111L262 110H260V112L259 113H261ZM21 112V111H20ZM96 111H94V113H95ZM112 112H114L115 113V111H113L112 110ZM166 112H168V111H166ZM172 112H175L176 113V110L174 111H172ZM184 112H185V110H184ZM184 112H183V110H182V113L180 112V114H184ZM211 112H212V110H211ZM222 112V111H221ZM220 112V113H221ZM241 112H243V111H241ZM258 112H256L255 111V113H258ZM91 114H88V116L89 115H92V112H90ZM101 114H102V112H100ZM105 114L107 113H109V112H104ZM110 113H111V111H110ZM171 113V112H170ZM170 113H169V116H170ZM195 113V112H194ZM200 113V114H201ZM209 113V112H208ZM246 113H242V114H245V115H242V116H248L249 117V115H247ZM24 114V113H23ZM72 114V113H71ZM79 114V113H78ZM104 114V115H105ZM190 114V113H189ZM192 114V113H191ZM199 114V115H200ZM223 114V113H222ZM225 114V113H224ZM240 114V113H239ZM262 114V113H261ZM263 114H264V111H263ZM94 115V114H93ZM109 115L110 114H108L107 116H108V118H109ZM113 115H115V114H112V116ZM178 115V114H177ZM194 115H196V114H194ZM194 115L192 114V116L194 117ZM203 115H204V113H203ZM209 115V114H208ZM217 115V114H216ZM219 115V114H218ZM236 115V114H235ZM257 115V114H256ZM259 115V114H258ZM100 116H102V115H99V117H97V118H100ZM111 115H110V117H112ZM174 116V115H173ZM180 116V115H179ZM184 116V115H183ZM182 116V117H183ZM187 116H189V115H187ZM187 116H185V117H187ZM191 116V115H190ZM206 116V115H205ZM223 116V115H222ZM239 116H241V115H239ZM251 116V115H250ZM91 117H94V116H91ZM217 117V116H216ZM215 117V118H216ZM245 117V118H246ZM257 117H259V116H257ZM256 117V118H257ZM262 117H264V116H262ZM115 118V117H114ZM114 118H112L113 120H114ZM171 118V117H170ZM189 118V117H188ZM195 118V117H194ZM197 119H198V117H196ZM195 118V119H196ZM222 118V117H221ZM221 118H220V120H221ZM233 118V117H232ZM236 118H239V117H236ZM245 118H244V121H245ZM251 117H249V119H250ZM253 118H254V116H253ZM76 119V118H75ZM85 119V118H84ZM91 119H94V118H91ZM96 119V118H95ZM100 119H102V117L100 118ZM107 119V118H106ZM174 119H176V118H174ZM183 119V118H182ZM181 119V120H182ZM194 119V121H196ZM201 119V118H200ZM242 119H243V117H242ZM241 119V120H242ZM258 119V118H257ZM260 119V118H259ZM87 120V119H86ZM96 120H98V119H96ZM104 120V119H103ZM177 120H179V119H177ZM189 120H191V119H189ZM188 119H187V121H189ZM206 120H208V119H206ZM246 120H248L247 118H246ZM28 121H29V119L26 121V124L28 123ZM79 121V120H78ZM89 121V120H88ZM98 121H101V120H98ZM175 121V120H174ZM200 121V120H199ZM218 121V120H217ZM96 122V121H95ZM101 122H103V121H101ZM106 122V120H104V123ZM176 122V121H175ZM184 123H185V120L183 121ZM190 122V121H189ZM193 122V121H192ZM203 122V121H202ZM212 122V121H211ZM215 122H216V120H215ZM229 122V121H228ZM233 122H235V121H233ZM76 123H78V122H76ZM75 123V124H76ZM90 123V122H89ZM88 123V124H89ZM98 123V122H97ZM107 123H109V122H107ZM111 123V122H110ZM109 123V124H110ZM114 123H111V124H114ZM171 123H173V124H171ZM180 123V122H179ZM178 123V124H179ZM181 123H182V121H181ZM195 123V122H194ZM194 123H193V125H194ZM216 123H218V122H216ZM238 123V122H237ZM244 122H242V124H243ZM253 123V122H252ZM78 124H80V123H78ZM86 124V123H85ZM108 124V125H109ZM189 124V123H188ZM192 124V123H191ZM199 125H200V122L198 123ZM233 124V123H232ZM248 124V123H247ZM259 124V123H258ZM100 125H101V123H100ZM104 125V124H103ZM180 125V124H179ZM179 125L177 126V124H176V126H177V128L176 129H178L179 128ZM184 125H187V124H184ZM192 125V126H193ZM196 125V124H195ZM202 125V124H201ZM263 125V124H262ZM76 126V125H75ZM102 126V125H101ZM107 126V125H106ZM112 127H113V125H111ZM189 126V125H188ZM209 126V125H208ZM216 126V125H215ZM219 126H221L220 124H219ZM228 126V125H227ZM235 126V125H234ZM241 126V125H240ZM254 126V125H253ZM119 127H121V126H119ZM119 127H117V128H119ZM186 127V126H185ZM185 127H184V129H185ZM194 127V126H193ZM197 127H198V125H197ZM200 127V126H199ZM222 127H223V125H222ZM242 127H244V126H242ZM83 128L84 129H86V127H84L83 126ZM89 128V127H88ZM105 128H107V127H105ZM116 128V127H115ZM169 127H167L166 129H167V131L169 130L168 129ZM174 128V127H173ZM182 128V126H180V129H178V130H184V129H181ZM188 128V127H187ZM211 128H212V126H211ZM256 128V127H255ZM114 129V128H113ZM171 129V128H170ZM189 129V128H188ZM200 129H202V128H200ZM215 129H217V128H215ZM219 129V128H218ZM217 129V130H218ZM230 129V128H229ZM109 130H110V128H109ZM140 130V132H138V133H136V131H139ZM171 130H173V129H171ZM210 130V129H209ZM250 130V129H249ZM256 130V129H255ZM259 130H261V129H259ZM79 131H81V129H79ZM84 131V130H83ZM114 131V130H113ZM117 131V132H118ZM163 131H166V130H163ZM166 131V132H167ZM174 131V130H173ZM189 131V130H188ZM191 131V130H190ZM194 131H196V128H194ZM197 131H198V129H197ZM214 131H216V130H214ZM242 131H243V129H242ZM241 131V132H242ZM76 132V131H75ZM165 132V133H166ZM184 132H186V129H185V131ZM229 132V131H228ZM239 132V131H238ZM240 132V133H241ZM257 132V131H256ZM79 133V132H78ZM81 133V132H80ZM83 133V132H82ZM85 133V132H84ZM83 133V134H84ZM96 132H94L92 135L90 134V136L87 138V140L86 141H92V137H93V135L95 134ZM121 133V132H120ZM197 133H199V131L197 132ZM31 134V133H30ZM88 134H89V132H88ZM166 134H168V132L166 133ZM186 134V133H185ZM224 134V133H223ZM251 134H253V133H251ZM255 134V133H254ZM25 135V134H24ZM48 135V134H47ZM77 135V134H76ZM119 135H121V134H119ZM116 136L117 138L119 137V139L121 138L120 136ZM173 135H174V133H173ZM178 135V134H177ZM176 135V136H177ZM183 135V134H182ZM192 135H194V134H192ZM198 135V134H197ZM27 136V135H26ZM84 136H85V134H84ZM87 136V135H86ZM122 136H123V131H122ZM123 136V137H124ZM131 136V137H132ZM169 136V135H168ZM175 136V135H174ZM179 136H181V135H179ZM179 136H177L176 137V139H178L179 140ZM184 136V135H183ZM187 136V135H186ZM199 137H200V135H198ZM248 136H249V133H248ZM247 136V137H248ZM125 137V138H126ZM170 137V136H169ZM195 137V136H194ZM198 137V138H199ZM251 137V136H250ZM43 138V137H42ZM117 138H115L114 139V143H116L115 141H116V139ZM187 138V137H186ZM197 138V139H198ZM240 138V137H239ZM32 139V138H31ZM33 139H35V138H33ZM49 139V138H48ZM69 139V138H68ZM86 139V138H85ZM123 139V138H122ZM166 140L168 139L167 137L165 138ZM170 139V138H169ZM188 139H189V137H188ZM201 139V138H200ZM251 139V138H250ZM58 140H60V139H58ZM127 140V139H126ZM171 140V142H172V139H170ZM175 140V139H174ZM182 140V139H181ZM185 140H187V139H185ZM12 141V140H11ZM30 141V140H29ZM65 141V140H64ZM69 141V140H68ZM85 141V142H86ZM123 141H124V139H123ZM169 141V140H168ZM189 141V140H188ZM25 142V141H24ZM122 142V141H121ZM162 142H165V141H162ZM174 142V141H173ZM179 142H180V140H179ZM249 142V141H248ZM252 142V141H251ZM15 143V142H14ZM19 143V142H18ZM23 143V142H22ZM26 143V142H25ZM86 143H88V142H86ZM85 143V144H86ZM119 143V142H118ZM125 143V142H124ZM124 143H122V144H124ZM178 143V142H177ZM181 144H183L182 142H180ZM222 143V142H221ZM244 143V142H243ZM242 143V144H243ZM13 144V143H12ZM21 144V143H20ZM63 144V143H62ZM94 144V143H93ZM117 144V143H116ZM116 144H115V146H116ZM121 144V143H120ZM119 144V146H123L122 144L120 145ZM185 144H187L186 142H185ZM189 144V143H188ZM16 145H18V144H16ZM56 145V144H55ZM68 145V144H67ZM113 145V144H112ZM125 145V144H124ZM127 146H128V144H126ZM126 145H125V150L126 149H128V147L126 148ZM130 145H129V147H130ZM178 145H179V143H178ZM7 146V145H6ZM36 146V145H35ZM77 146V145H76ZM94 146V145H93ZM174 145H172V147H173ZM34 147V146H33ZM99 147V150H100V146H98ZM113 147H114V145H113ZM112 147V148H113ZM118 147V146H117ZM116 147V148H117ZM176 147V146H175ZM242 147V146H241ZM63 148V147H62ZM96 148V145L94 146V148L93 147H91V150L93 151V152H95V153H97L98 155L100 154L99 152H97L96 150L98 149H95ZM109 148H111V147H109ZM108 148V149H109ZM177 148V147H176ZM183 148V147H182ZM5 149V148H4ZM25 149V148H24ZM23 149V150H24ZM35 149V148H34ZM40 149V148H39ZM78 149H80V148H78ZM102 149V148H101ZM107 149V150H108ZM124 149V148H123ZM122 149V150H123ZM167 149H168V151H170V152H168V153H170V154H167V152H164V150L165 151H167ZM173 149H175L174 147H173ZM173 149L171 148V150L173 151ZM178 149V148H177ZM180 149V148H179ZM178 149V150H179ZM242 149V148H241ZM263 149V148H262ZM6 150V149H5ZM17 151V149H13V148H9L8 149V151H5V152H1L0 153V176H4V177H9V175H11V174H24V172H25V170H27V169H29V164H28V160H29V158L30 157H32V155H31V153H33V152H31V153H29L28 152V150H27V152H24V151ZM45 150V149H44ZM103 150H105V149H103ZM106 150V154L108 153V151ZM110 150V149H109ZM117 150V149H116ZM115 150V151H116ZM121 150V149H120ZM121 150V151H122ZM183 150V149H182ZM188 150V149H187ZM192 150V149H191ZM191 150H189V151H191ZM36 151V150H35ZM39 151V150H38ZM42 151V150H41ZM48 151V150H47ZM51 151V150H50ZM118 151V150H117ZM260 151V150H259ZM44 152V151H43ZM43 152H41V153H43ZM112 152H114V151H112ZM124 153H125V151H123ZM122 152V154L123 155H121L120 153V151H119V155L121 156V162H122V156H124V157H127L128 156V152L127 153H125V154H127V156H125V154ZM180 152H182V151H180ZM184 153H185V151H183ZM192 152V151H191ZM47 153V152H46ZM46 153H44V154H46ZM144 153H148V154H146L145 156H144ZM164 153H165V156H164ZM188 153H190V152H188ZM239 153V152H238ZM105 154V156H108V155H106ZM130 154V153H129ZM185 154H187V153H185ZM33 155H35L36 156V154L34 153ZM39 155V153L37 154V156ZM41 155V154H40ZM52 155V153H50V155L49 156H51ZM72 155H73V153H72ZM101 155V154H100ZM113 155H114V153H113ZM112 155V156H113ZM118 155V154H117ZM116 155V156H117ZM133 155V154H132ZM172 155H175V152H172V154H171V158L170 159H172V160H174V157H172ZM176 155H177V153H176ZM191 155V154H190ZM190 155H189V157H190ZM45 157L44 155H41V156H39L38 158H41V157ZM61 156H63V155H61V152H59L58 150L57 151H55V153L53 154V156H51V157H49V158H51V162L52 161H57L58 162V160L61 158ZM70 156V155H69ZM110 156H111V154H110ZM120 156H118V157H120ZM181 156V155H180ZM183 156V155H182ZM184 156H186V157H188L187 155H184ZM192 156V155H191ZM194 156V155H193ZM192 156V157H193ZM47 158H44L45 160L46 159H48V155L46 156ZM66 157V156H65ZM74 157V156H73ZM104 157V156H103ZM117 157V158H118ZM130 157V156H129ZM185 157V158H186ZM189 157H188V160H189ZM192 157H190V158H192ZM78 158V157H77ZM110 158V157H109ZM113 158H114V156H113ZM175 158H179V157H175ZM195 158V156L192 158V160H195L194 159ZM32 159V158H31ZM43 159V158H42ZM68 159V158H67ZM111 159V158H110ZM125 159V158H124ZM169 159V160H170ZM180 159V158H179ZM178 159V160H179ZM181 159H184V157H182ZM180 159V160H181ZM37 160V159H36ZM61 160V159H60ZM59 160V161H60ZM72 160V159H71ZM112 160V159H111ZM126 160H127V158H126ZM171 160V161H172ZM177 160V161H178ZM179 160V161H180ZM187 159L185 160L186 162L188 161ZM117 161V160H116ZM119 161H120V159H119ZM125 161V160H124ZM124 161H123V163H122V165L124 164ZM177 161H175V162H177ZM178 161V162H179ZM126 162V161H125ZM130 162H131V160H130ZM174 162V165L176 164ZM180 162H184V161H180ZM192 161H191V159H190V163H191ZM195 162V161H194ZM35 163V162H34ZM49 163V162H48ZM62 163V162H61ZM115 163V162H114ZM114 163H112V164H114ZM129 163V162H128ZM187 163H189V162H187ZM18 164H21V166H17ZM55 164V163H54ZM59 164V163H58ZM57 164V165H58ZM118 164H119V162H118ZM131 164V163H130ZM172 164H173V162H172ZM179 164V163H178ZM52 165V164H51ZM120 165V164H119ZM121 165V166H122ZM127 165V164H126ZM125 165V166H126ZM133 165V164H132ZM170 165H171V163H170ZM184 165H188V164H186L185 162H184ZM184 165H182L184 168L186 167V166H184ZM193 165V164H192ZM115 166V165H114ZM124 166V165H123ZM181 166V165H180ZM189 166V165H188ZM195 166V165H194ZM193 166V167H194ZM62 167V166H61ZM129 167V166H128ZM171 167H172V165H171ZM171 167H168V168H170L168 171L170 172L173 168H171ZM177 167H178V165H177ZM177 167H175V168H177ZM191 167V166H190ZM189 167V168H190ZM118 168H119V166H118ZM118 168H117V171H118ZM124 168V167H123ZM130 168V167H129ZM133 168V167H132ZM161 168V169H160ZM164 168V167H163ZM181 168V167H180ZM45 169V168H44ZM58 169V168H57ZM67 170H68V168H66ZM126 169H128V168H126ZM167 169V168H166ZM90 170V169H89ZM92 170V169H91ZM94 170V169H93ZM93 170H92V173H93ZM177 170V169H176ZM180 170V169H179ZM73 171V170H72ZM81 171V170H80ZM85 171V170H84ZM95 171H96V169H95ZM121 171H122V169H121ZM163 172L162 174L160 173V172ZM173 171V170H172ZM174 171H175V169H174ZM178 171V170H177ZM181 171H183L182 169L179 171L180 172V175L182 176V174H181ZM26 172H28V171H26ZM50 172V171H49ZM48 172V173H49ZM100 172V171H99ZM111 172V171H110ZM126 172H127V170H126ZM126 172H125V174H126ZM178 172V173H179ZM37 173H38V171H37ZM60 174H61V172H59ZM90 173H91V171H90ZM100 173H102V172H100ZM106 173H107V171H106ZM105 172L103 173V174H106ZM116 173V172H115ZM128 173H129V171H128ZM166 173H167V171H166ZM175 173V172H174ZM185 173V172H184ZM187 173V172H186ZM25 174H27V173H25ZM29 174V173H28ZM40 174H42V173H40ZM102 174V175H103ZM108 174V173H107ZM106 174V175H107ZM120 174V175H121ZM191 174H193V172H191ZM191 174H189V175H191ZM31 175V174H30ZM48 175V174H47ZM64 175V174H63ZM67 175V174H66ZM96 175H98L97 173H96ZM110 175H111V173H110ZM159 175V176H160ZM169 175H171L170 173H169ZM174 175V174H173ZM176 175V174H175ZM180 175H178V176H180ZM184 175V174H183ZM194 175V174H193ZM18 176H20V175H18ZM18 176H16V178H18ZM24 176V175H23ZM26 176V175H25ZM19 177V180H21V182L20 183H18L19 185L17 186V185H15V181H19V180H11V177H10V179H8V180H11V181H3L2 183H0V187H1V189L2 190H0V192L2 191L3 193H6V197H4V198H2V199H0V240H1V242H0V245H7V247H8V245H9V247H10V251H11V253H13L14 255H20L21 257L18 259V260H16V262H19L20 264H31V261H30V258L32 257L31 256V253H30V251H29V247H27V244L25 243V240H26V238L24 237L28 232H27V229L25 228L24 229V231L22 232L23 233V235H21L19 232H17V230H16V228L17 227H19V226H17V225H15V224H13V222H9L8 221V219H7V217H6V214H8L7 213V199H8V197H11V199H12V197H15L16 198V196H17V198H18V196H19V192L20 191H22V192H25V194L28 192V191H30L29 189L30 188H32V187H30L29 186V184H31V182H32V180H29V178H26V177ZM93 175H91V177H92ZM109 176V175H108ZM165 176H166V174H165ZM164 176V177H165ZM168 176V175H167ZM166 176V177H167ZM180 176V177H181ZM185 176V175H184ZM14 177V176H13ZM28 177V176H27ZM30 177V176H29ZM60 177H61V175H60ZM103 177V176H102ZM107 177V176H106ZM119 177H122V176H119ZM164 177L162 178L164 181H166V183L168 182V180L167 179H164ZM176 177H177V175H176ZM46 178V177H45ZM49 178V177H48ZM64 178V177H63ZM90 178V177H89ZM93 178V177H92ZM97 178V177H96ZM95 178V175H94V179H96ZM104 178V177H103ZM175 178V177H174ZM178 178V177H177ZM177 178L175 179V180H177ZM185 178H186V176H185ZM0 179H3V177L2 178H0ZM98 179V181L100 180L99 179V177L97 178ZM105 180H106V178H104ZM119 179V178H118ZM169 179V178H168ZM201 179V178H200ZM28 180L29 181H31V182H28ZM38 180V179H37ZM41 180V179H40ZM40 180H39V182H40ZM47 180V179H46ZM49 180H50V178H49ZM47 181V183L48 182H50V183H52L51 181ZM65 180V179H64ZM73 180H75L74 178H73ZM70 181L69 180V185L71 184V186H75V182L74 181ZM93 180V179H92ZM92 180L90 181L89 180V182H92ZM159 180H160V178H159ZM174 180V179H173ZM178 180H179V178H178ZM35 181V180H34ZM43 181V180H42ZM53 181V180H52ZM88 181V180H87ZM101 181H103V180H101ZM100 181V182H101ZM145 181H147L149 184L148 185H145ZM181 181H183L182 179H181ZM0 182H1V180H0ZM45 182V181H44ZM56 183H55V185L57 184V182L59 183L60 181H55ZM93 182H95V180L93 181ZM120 182H121V180H120ZM123 182V181H122ZM161 182H162V180H161ZM180 181H175V183H179ZM192 182H194V181H192ZM264 182V181H263ZM53 183H54V181H53ZM52 183V184H53ZM74 183V184H73ZM88 183V182H87ZM126 183V182H125ZM2 184V185H1ZM34 184H36V183H34ZM39 184V183H38ZM40 184L41 185H39L38 187L37 186H35V187H33L34 188V190L36 189V191L40 188H42L41 186H42V182H40ZM61 184V183H60ZM60 184H57L56 186H57V188H58V185H60ZM73 184V185H72ZM90 184V183H89ZM117 184V183H116ZM158 184V185H157ZM168 184H169V182H168ZM172 184V183H171ZM180 184V183H179ZM193 184V183H192ZM47 185V184H46ZM46 185L44 184L43 186H45L46 187ZM51 185V184H50ZM50 185H49V187L48 188H50ZM118 185V184H117ZM123 185V184H122ZM121 185V186H122ZM177 185V184H176ZM181 185V184H180ZM206 185V184H205ZM173 186H175V185H173ZM206 186H208V185H206ZM45 187H43V188H45ZM55 187V186H54ZM182 187H183V185H182ZM32 188V189H33ZM47 188V187H46ZM47 188V189H48ZM56 188V187H55ZM72 188V187H71ZM184 188V187H183ZM182 188V189H183ZM83 189V188H82ZM123 189V188H122ZM121 189V190H122ZM175 189H176V187H175ZM177 189H178V187H177ZM28 190V191H27ZM33 190V191H34ZM50 190V189H49ZM48 190V191H49ZM53 190H54V188H53ZM180 190H181V188H180ZM44 191V190H43ZM42 191V192H43ZM58 191V190H57ZM75 191V190H74ZM74 191H72V192H74ZM174 191V192H173ZM179 191V190H178ZM21 192V194L20 195H22L23 193ZM50 192H51V190H50ZM49 192V193H50ZM54 192H56V191H54ZM60 192V191H59ZM70 192V191H69ZM71 192V193H72ZM84 192V191H83ZM88 192H90L89 190H88ZM126 193L125 191H122V193ZM44 193V192H43ZM75 193V192H74ZM119 193V192H118ZM38 194V193H37ZM47 194H48V192H47ZM46 194V195H47ZM53 194V193H52ZM68 193L66 192V195H67ZM120 194V193H119ZM143 194L145 195V196H143ZM1 196H2V194H0ZM24 195V194H23ZM28 195V194H27ZM30 195V194H29ZM44 195V194H43ZM48 195H50V194H48ZM54 195V194H53ZM52 195V196H53ZM59 195V194H58ZM69 195H70V193H69ZM74 195V194H73ZM73 195H72V197H73ZM87 195H89V194H87ZM123 195V197H124V194H122ZM25 196V195H24ZM24 196H22L23 198H24ZM31 196V195H30ZM37 195H35V197H36ZM91 196V195H90ZM43 197V196H42ZM54 197V196H53ZM52 197V198H53ZM70 197V196H69ZM71 197V198H72ZM87 197L88 196H86V198L84 197V199L86 200L87 199ZM126 197V198H127ZM181 197V196H180ZM184 197V196H183ZM37 198V197H36ZM57 198V199H56ZM56 198L54 199L55 201L56 200H58V198H61V197H57V195H56ZM64 198V197H63ZM71 198H70V200H71ZM74 198V197H73ZM91 198V197H90ZM90 198H88L89 200H90ZM125 198V197H124ZM125 198V199H126ZM149 198H148V200H149ZM157 198V197H156ZM186 198H188V197H186ZM189 198H190V196H189ZM19 199V198H18ZM21 199V198H20ZM26 199V198H25ZM141 199H143V198H141ZM155 199V198H154ZM159 199V198H158ZM172 199H174L173 201H172ZM13 200H15L14 198H13ZM53 200V201H54ZM75 200V199H74ZM74 200H72V201H74ZM127 200H128V198H127ZM136 200H138V199H136ZM145 200H146V198H145ZM150 200V201H151ZM164 200V201H163ZM191 200H192V198H191ZM194 200V199H193ZM9 201V200H8ZM25 201V200H24ZM59 202H60V200H58ZM88 201V200H87ZM87 201H85V202H87ZM139 201V200H138ZM141 201V200H140ZM147 201V200H146ZM155 201H156V199H155ZM189 201V200H188ZM14 202V201H13ZM57 202V201H56ZM71 202V201H70ZM83 202V201H82ZM147 202H149V201H147ZM146 202V203H147ZM157 203L156 204H160V202L161 201H159L158 202V200L156 201ZM175 202V201H174ZM181 202V203H180ZM193 202V201H192ZM191 202V203H192ZM219 202H220V200H219ZM15 203V202H14ZM19 203V202H18ZM46 203V202H45ZM53 203H55V202H53ZM61 203V202H60ZM60 203H59V205H57V206H59V207H57V208H59V210H62L63 211V209L64 208H62V206H64V207H66V205H62V203H61V205H60ZM74 203V202H73ZM72 203V204H73ZM152 203H154V201H152ZM176 203V202H175ZM12 204V203H11ZM51 204V203H50ZM142 204V202L140 203V205ZM144 204H145V202H144ZM144 204H142V208H143V206H144ZM150 204V203H149ZM162 204V203H161ZM173 205L172 206H177V204H174V203H172ZM178 204V205H179ZM195 204H196V202H195ZM194 204V205H195ZM52 205V204H51ZM84 205H88V204H85L84 203ZM146 205V204H145ZM152 205V206H151ZM179 205V206H180ZM198 204H196V206H197ZM61 206V207H60ZM67 206H69V205H67ZM149 206V205H148ZM148 206H147V208L146 209H148L149 210V212L150 211H152V210H150L149 208H151V207H153L154 206V204H150V207L148 208ZM178 206V207H179ZM205 206V205H204ZM36 208H37V206H35ZM39 207V206H38ZM140 207V206H139ZM146 207V206H145ZM164 207V206H163ZM177 207V208H178ZM195 207V206H194ZM201 207H202V205H201ZM260 207V206H259ZM60 208H62V209H60ZM72 208V207H71ZM87 208V207H86ZM85 208V209H86ZM157 208V207H156ZM158 208H159V206H158ZM164 208H166V206L164 207ZM176 208V207H175ZM200 208V207H199ZM253 208V207H252ZM53 209H54V207H53ZM88 209H89V207H88ZM152 209H154V208H152ZM182 209V210H183ZM202 209V208H201ZM254 209V208H253ZM252 209V210H253ZM33 210V209H32ZM56 210V209H55ZM70 210V209H69ZM72 210H74V209H71V214L73 215V213H75L74 211L72 212ZM138 210V209H137ZM142 210V209H141ZM147 210V211H148ZM160 210H162L161 208H160ZM159 210V211H160ZM172 210V208H171V206H170V211ZM179 210V209H178ZM193 210V209H192ZM198 209H196V211H197ZM202 210H204V209H202ZM201 210V211H202ZM254 210H257L256 209V207H255V209ZM253 210V211H254ZM66 211V210H65ZM88 211H90V210H88ZM87 211V212H88ZM153 211H155V210H153ZM157 211V210H156ZM162 211H165L164 209L162 210ZM169 211V212H170ZM174 210H172V212H173ZM177 211V210H176ZM175 211V212H176ZM195 211V212H196ZM133 212V211H132ZM172 212H170L172 215L174 214V213H172ZM204 212H205V210H204ZM204 212H203V214H204ZM255 212V211H254ZM56 213V212H55ZM135 213H137V212H135ZM151 213H154V212H151ZM159 213V212H158ZM160 213L162 214L163 212H161L160 211ZM166 213H168L167 211H165V213L164 214H162V216L164 217V216H166L167 214ZM180 213H182V212H180ZM191 213H192V211H191ZM194 213V212H193ZM200 213L201 212H199V215H200ZM69 214V213H68ZM71 214H70V216H68V217H71ZM86 214H89V213H86ZM91 214V213H90ZM130 214H131V212H130ZM133 214V213H132ZM131 214V218H132V216L134 215H132ZM146 214V213H145ZM144 214V215H145ZM147 214H148V212H147ZM166 214V215H165ZM169 214V213H168ZM170 214V215H171ZM185 214V213H184ZM62 215V214H61ZM157 215H159V214H157ZM157 215H155V216H157ZM170 215H168V216H166V218H170L171 216ZM175 215V214H174ZM173 215V216H174ZM178 214L176 213V216H177ZM197 215H198V212H197ZM198 215V216H199ZM59 216V215H58ZM88 216V215H87ZM86 216V217H87ZM92 216V215H91ZM146 216V215H145ZM152 216V215H151ZM182 216H184V215H182ZM182 216H180V217H182ZM186 216V215H185ZM201 216V215H200ZM210 216V215H209ZM66 217H67V215H66ZM65 217V218H66ZM73 217V216H72ZM71 217V218H72ZM76 217V216H75ZM85 217V218H86ZM148 217V216H147ZM159 217V216H158ZM157 217V218H158ZM179 217V216H178ZM179 217V218H180ZM188 217V216H187ZM193 217V216H192ZM191 217V218H192ZM74 218V217H73ZM135 218V217H134ZM142 218H143V216H142ZM172 218V217H171ZM179 218L177 219V220H179ZM189 218H190V212H189ZM188 218V219H189ZM191 218H190V220H188L187 218H185V219H187L189 222L190 221H192L191 220ZM199 218V217H198ZM210 218V217H209ZM213 218V217H212ZM20 219L22 220V218L20 217ZM154 217L153 218H148V220H147V218H146V220H147V223H143V225L144 224H148V223H150L149 225H151V220L154 222ZM159 219V218H158ZM157 219V220H158ZM165 219V218H164ZM196 219H197V217H196ZM211 219V218H210ZM61 220H62V218H61ZM67 220H68V218H67ZM66 220V221H67ZM130 221H131V219H129ZM150 220V221H149ZM174 220V219H173ZM180 220H182V219H180ZM23 221V220H22ZM74 221V220H73ZM149 221V222H148ZM169 221H170V219H169ZM169 221H167V223H169ZM187 221V222H188ZM201 221V220H200ZM209 221V220H208ZM67 222H69V221H67ZM67 222L65 223V226H66V224H67ZM153 222H152V225H153ZM155 222H157L156 220H155ZM154 222V223H155ZM163 222H165L164 220H163ZM162 222V223H163ZM173 222V221H172ZM175 222H176V220H175ZM174 222V223H175ZM185 222H186V220H185ZM72 223V222H71ZM139 223V222H138ZM158 223V222H157ZM161 223V222H160ZM159 223V224H160ZM182 223H184V221L182 222ZM190 223H193V221L192 222H190ZM195 223H196V221H195ZM210 223V222H209ZM62 224V223H61ZM60 224V225H61ZM140 224V223H139ZM164 225H167V224H165V223H163ZM162 224V225H163ZM186 223H184V225H185ZM188 224V223H187ZM187 224H186V226L185 227H188L187 226ZM200 224V223H199ZM202 224V223H201ZM212 223H210V225H211ZM213 224H215V223H213ZM57 225V224H56ZM69 225V224H68ZM67 225V226H68ZM142 225V224H141ZM142 225V226H143ZM149 225H147L148 227H146V228H141L142 230H144V231H142L143 233H142V235H141V232H139V231H137L136 232V230H138L137 228L139 227L140 228V226L138 225V227H136V230L135 231H133V233L134 232H136V234H135V236H134V240H136L137 239V241H138V245H136L137 246V248L139 247V245L141 246V247H139L138 249L140 250H142V248L144 247V245L146 244V239L144 238V240H143V237H144V233H146L147 234V231H148V233L150 232V230H148V228L150 227ZM152 225H151V230H153L154 229V227H153V229H152ZM155 225V224H154ZM162 225H161V228H162ZM170 225V224H169ZM172 226H174L173 224H171ZM209 225V226H210ZM57 226H59V225H57ZM62 226H64V225H62ZM137 226V225H136ZM141 226V227H142ZM146 226V225H145ZM171 226V227H172ZM177 224H176V228H177ZM180 226V225H179ZM200 226V225H199ZM199 226H197V227H199ZM208 226V225H207ZM234 226V225H233ZM61 227V226H60ZM144 227V226H143ZM157 227H160V226H157ZM157 227H155V228H157ZM164 227H166V226H164ZM163 227V228H164ZM204 228H205V226H203ZM202 227V228H203ZM51 228V227H50ZM66 228V227H65ZM175 228V229H176ZM201 228V227H200ZM199 228V229H200ZM206 228H208V227H206ZM214 229H216V227H213ZM212 228V229H213ZM226 228V227H225ZM2 229H4L3 231H2ZM52 229V228H51ZM62 229V228H61ZM150 229V228H149ZM165 229V228H164ZM167 229H168V227H167ZM181 229H182V227H181ZM181 229H179L180 230V233H179V235H182V238H183V230H182V232L183 233H181ZM211 229V230H212ZM218 229V228H217ZM220 229H222V228H219V230ZM234 229H236V228H234ZM250 229H251V227H250ZM31 229H29V231H30ZM47 230H49V229H47ZM159 231L161 230L160 228L158 229ZM157 229H156V231H158ZM171 229L169 228V231H170ZM189 230V232H190V229H188ZM188 230H186L187 232H188ZM196 230V229H195ZM210 230V229H209ZM208 230V231H209ZM225 230H227V229H225ZM229 230H230V228H229ZM59 227H56L55 228V226H54V229H53V231H52V233L49 231H47L46 233H44V232H40L39 234H38V238L40 239L39 240V242L36 244V246L35 247H37V249H36V253L39 255L40 254V256L42 257L43 256V258L42 259H44V256H45V259L44 260H39V258H40V256H38L36 253H35V255L36 256H38L39 258H36L37 260L36 261H38L37 263L38 264H49L52 260H47V258H46V250H47V244H48V242L49 241H52V243L53 244H55V250L54 251H57L58 252V255L57 256H61L63 253H64V251H63V248H62V250H61V246H65V245H62L61 244V242L62 241H60L59 240ZM146 231V232H145ZM155 231V230H154ZM153 231V232H154ZM158 231V232H159ZM162 231V230H161ZM173 231V230H172ZM192 231H193V229H192ZM191 231V233H193ZM206 231H207V229H206ZM205 231V232H206ZM213 231V230H212ZM251 231V230H250ZM58 232V233H57ZM108 232V231H107ZM152 232V231H151ZM177 232H179L178 231V228H177ZM195 232V234L197 233V231H194ZM204 232V233H205ZM215 231H213V233H214ZM61 233V232H60ZM64 233V232H63ZM156 233V232H155ZM155 233H152V234H155ZM199 233V232H198ZM201 233V232H200ZM211 233V232H210ZM224 233V232H223ZM150 234V233H149ZM148 234V235H149ZM157 234H159L158 235V240H159V242L160 243H158V244H160V246H157V244H156V246L158 247L157 249H159L160 247L163 249V251L164 250H166L165 248H166V245L167 244H169L170 242H166V240L168 239V237L167 238H164V237H162V235H161V233H157ZM172 234L173 235H175L173 232H172ZM171 234V235H172ZM178 234V233H177ZM225 234V233H224ZM126 235V234H125ZM163 235H164V233H163ZM170 235V234H169ZM168 235V236H169ZM170 235V236H171ZM179 235H178V237H179ZM185 235H187V234H185ZM192 236H195V235H193V234H191ZM199 235H201V234H199ZM203 235H205V234H203ZM210 235V234H209ZM215 235V234H214ZM213 235V236H214ZM219 235V232H218V234H217V236ZM222 235V234H221ZM23 236V237H22ZM49 236V237H48ZM63 236V235H62ZM127 236H130V237H132L131 236V234L130 235H127ZM152 236V235H151ZM188 236V235H187ZM205 236H207V234L205 235ZM216 236V237H217ZM48 237V238H47ZM123 238L124 237H126V236H122ZM121 237V238H122ZM130 237H128V240L130 239ZM150 237V236H149ZM153 237H157V235L156 236H153ZM215 237V239H217ZM60 238H61V236H60ZM85 238V237H84ZM84 238H82L80 241V243H81V245L80 246H82V250H83V254H84V259H85V261L87 262V261H90V260H92L91 258H90V255H89V252H88V250L90 249V247L88 248V250H87V245H86V243H87V241H85L84 240ZM122 238V240H124ZM148 238V237H147ZM171 238V237H170ZM169 238V239H170ZM173 238H175V237H173ZM187 238H189V236L188 237H186V240H187ZM199 238H201L200 236H199ZM203 238V237H202ZM200 239V240H203V239ZM127 239V238H126ZM131 239H133V237L131 238ZM131 239H130V242H131ZM149 239V238H148ZM147 239V240H148ZM177 239V238H176ZM196 239H198V238H196ZM87 240V239H86ZM121 240V239H120ZM133 240V241H134ZM150 240H151V238H150ZM150 240H148L147 241V243H149L150 242ZM174 240V239H173ZM191 240H193V238L191 239ZM195 240V239H194ZM193 240V241H194ZM208 241L210 240V241H213L214 243H216L215 241H214V237H213V239H212V237L210 238V239H207ZM143 241V243H144V241H145V244L143 245L141 242ZM152 241H153V239H152ZM168 241V240H167ZM171 241V240H170ZM176 241H178V242H180V243H182L181 241V239H177ZM175 241V242H176ZM189 241H190V239H189ZM195 241H197V240H195ZM199 241V240H198ZM207 241V242H208ZM86 242V243H85ZM123 242V241H122ZM127 242V241H126ZM126 242L125 243H123V244H126ZM129 241H128V243H130ZM156 242H158V241H156ZM155 241L153 242V243H156ZM187 242V241H186ZM200 242V241H199ZM206 242V240H204V242H202V245H203V243L204 244H206L205 243ZM28 243V242H27ZM50 243V242H49ZM121 243V242H120ZM131 243H133V242H131ZM136 243V241H134V244ZM201 243V242H200ZM213 243V244H214ZM258 243V242H257ZM60 244H61V246H60ZM71 244H72V242H71ZM133 244V245H134ZM171 244V243H170ZM186 244V243H185ZM51 245V244H50ZM49 245V246H50ZM69 245V244H68ZM128 245V244H127ZM127 245L126 246H123V247H126V248H128L127 247ZM147 245V244H146ZM150 245H151V242H150ZM149 245V246H150ZM172 245V244H171ZM174 245V244H173ZM193 246H194V243L192 244ZM199 245V244H198ZM197 245V246H198ZM201 245V244H200ZM199 245V246H200ZM209 245H210V243H209ZM246 245V244H245ZM248 245V244H247ZM30 246V245H29ZM75 246V245H74ZM129 246V245H128ZM148 246V247H149ZM151 246H154V244L153 245H151ZM155 246V247H156ZM167 246H169V245H167ZM192 246V247H193ZM197 246H196V248H197ZM208 246V245H207ZM211 246H213V247H215L214 245H212V242H211V245H210V247ZM6 247V248H7ZM155 247H154V249H155ZM171 247V246H170ZM176 247V246H175ZM175 247L173 246V248L172 249H174L175 250ZM178 247V246H177ZM188 247H190V246H188ZM201 247H203V246H201ZM218 247V246H217ZM4 248V247H3ZM5 248V249H6ZM69 248V247H68ZM72 248V247H71ZM79 248V247H78ZM133 248V247H132ZM136 248V249H137ZM145 249H146V246L144 247ZM169 248V247H168ZM183 248H184V250L185 251H187V252H191V250L190 249H188V248H186V249H188V250H186L185 249V247H182L181 249L183 250ZM191 248V247H190ZM195 248V246L193 247V249ZM200 247H198V249H196L197 251L199 250L200 251V249H199ZM204 248V247H203ZM244 248V247H243ZM247 248V247H246ZM245 248V249H246ZM70 249V248H69ZM135 248H134V251L135 252H137V250H136ZM157 249H155V250H157ZM171 249V250H172ZM180 249V248H179ZM192 249V248H191ZM206 249H208V248H206ZM205 249V250H206ZM212 249H214V248H212ZM65 250V249H64ZM66 250H68L67 249V246H66ZM72 250V249H71ZM70 250V251H71ZM91 250V249H90ZM124 250V249H123ZM126 250V249H125ZM128 250H129V248H128ZM140 250V251H141ZM168 250V249H167ZM173 250V251H174ZM176 250H178V249H176ZM183 250V251H184ZM195 250V249H194ZM195 250V251H196ZM202 250V249H201ZM218 250H219V248H218ZM0 251H2V250H0ZM9 251V250H8ZM8 251H6V252H8ZM9 251V252H10ZM130 251H132V249L130 248ZM140 251H138L139 253H140ZM145 251V250H144ZM162 250L160 249V252H161ZM170 251V250H169ZM179 251V250H178ZM209 251H211L210 249H209ZM215 251V254L214 255H216V250H214ZM242 251V250H241ZM240 251V252H241ZM244 251V250H243ZM246 251H247V249H246ZM119 252H121V251H119ZM135 252H133V255L131 256H129V257H134V254H135ZM136 253V254H138L139 255V253ZM142 252L143 251H141V254H142ZM151 252V251H150ZM150 252H148V254H147V251H145L143 254H142V256L140 255V256H138V255H136L137 256V258H138V260H137V264L139 263V264H145V263H148V264H162L161 262H163L162 260H161V262H159V260L160 259H165L164 257H163V255H162V252L159 254V256L157 255V257L158 258H160V259H157L156 260V258L155 259H153L152 258V256L149 254ZM158 252V251H157ZM165 252H168V251H164V253ZM172 252V251H171ZM171 252H168V253H166V259H165V262H166V264H172L171 262V257L169 256V255H171L170 253ZM174 252H176V251H174ZM174 252H172L173 254H174ZM181 252V251H180ZM187 252H183L185 255H187L188 253ZM202 252H203V250H202ZM201 252V253H202ZM205 252V251H204ZM203 252V253H204ZM221 252V251H220ZM220 252L218 251L217 253H219L220 254ZM2 253V252H1ZM71 253V252H70ZM152 253V252H151ZM154 253H155V251H154ZM182 253V252H181ZM180 253V254H181ZM183 253H182V255H183ZM195 253V252H194ZM206 253V252H205ZM204 253V254H205ZM208 253V252H207ZM206 253V254H207ZM222 253V252H221ZM246 252H244V254H245ZM12 254V255H13ZM66 254V253H65ZM74 254V253H73ZM91 254V253H90ZM122 254V253H121ZM129 254H131L130 252H129ZM168 254V255H167ZM177 254H179V253H175V255H177ZM190 254H192V253H190ZM205 254V255H206ZM219 254H217L218 256H219ZM243 254V253H242ZM2 255H3V253H2ZM1 255V258H3V256ZM71 255H72V253H71ZM128 255V254H127ZM148 255H150L151 256V258L153 259L152 261H151V259L149 258V256ZM153 255V254H152ZM181 255V256H182ZM189 255V254H188ZM202 255V254H201ZM207 255H209V253L207 254ZM214 255L212 254V257L214 258ZM63 256H65L64 254H63ZM67 256V255H66ZM135 256V257H136ZM168 256V257H167ZM172 256H174V255H172ZM178 256V255H177ZM184 256V255H183ZM189 256H191V255H189ZM188 256V257H189ZM198 256L200 257V255L198 254ZM204 256V255H203ZM69 257V256H68ZM67 257V258H68ZM75 256L74 255H72V257H71V260L74 258ZM92 257V256H91ZM94 257V256H93ZM128 257V258H129ZM186 257V256H185ZM185 258L184 260H186V259H192V261H193V259L195 258H193L192 256L190 257V258ZM202 257V256H201ZM205 257H207V256H205ZM208 257H210V259L213 261V259L211 258V256L209 255ZM66 258V257H65ZM171 258V259H170ZM176 258V256H174V259ZM180 258H184V257H180ZM196 258H197V252H196ZM196 258H195V260H196ZM203 258V257H202ZM201 258V259H202ZM219 257H217V259H218ZM221 258H222V256H221ZM224 258V257H223ZM35 259V258H34ZM75 259V258H74ZM73 259V260H74ZM83 259V260H84ZM130 259V258H129ZM132 260L134 259V258H131ZM129 260V261H131L132 262V260ZM174 259H173V261H174ZM206 259H208V258H206ZM205 259V260H206ZM220 259V258H219ZM233 259V258H232ZM61 259H60V257H57V259H56V261H55V264H61L62 262L60 261ZM183 260V259H182ZM205 260H204V263H206L205 262ZM128 261V262H129ZM135 261V260H134ZM179 261H180V259H179ZM191 261V262H192ZM200 261V258H198V262ZM203 261V260H202ZM207 261V260H206ZM209 259H208V263H209ZM220 261V260H219ZM238 261V260H237ZM15 262V261H14ZM16 262H15V264H16ZM67 262V261H66ZM91 262V261H90ZM130 262V263H131ZM164 262V263H165ZM168 262V263H167ZM183 262V261H182ZM187 262H190V260L189 261H187ZM190 262V263H191ZM214 262V261H213ZM212 262V263H213ZM221 262V261H220ZM36 263V262H35ZM175 263V262H174ZM179 263V262H178ZM185 263V262H184ZM193 263H195V262H193ZM207 263V264H208ZM211 263V264H212ZM256 263H258V262H256ZM13 264V263H12ZM51 264V263H50ZM52 264H54V263H52ZM89 264V263H88ZM91 264V263H90ZM129 264V263H128ZM132 264V263H131ZM176 264V263H175ZM187 264H189V263H187ZM203 264V263H202ZM210 264V263H209ZM221 264V263H220Z\"/></svg>","mask_w":264,"mask_h":264}]
</instances>
